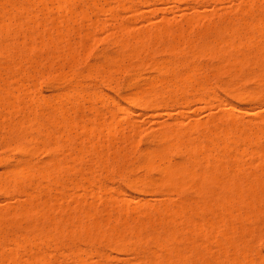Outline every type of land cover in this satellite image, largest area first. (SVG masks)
Returning <instances> with one entry per match:
<instances>
[{
	"label": "rangeland",
	"instance_id": "obj_1",
	"mask_svg": "<svg viewBox=\"0 0 264 264\" xmlns=\"http://www.w3.org/2000/svg\"><path fill=\"white\" fill-rule=\"evenodd\" d=\"M3 1L4 0H0V12L4 13L3 15H1L0 13L1 29L3 27L2 30L0 29V40H1L0 41V45H1L0 46V78H1L0 80L1 81L6 80V81L3 83L0 82V86H1L0 87V97L2 98V99L0 98L1 99L0 100V182H1L0 183V218H1L0 219V243L3 242L2 244H0L1 246L0 264L2 263L11 264L10 260L12 258H14L13 259L14 261L11 260L13 261L12 262L13 264H29V263L45 264L47 260H48V263L46 264H81V263L82 264H142V262L144 264H150V263L155 264V262L156 264H158L159 262H160L159 264H164V263L170 264V262L171 264L172 263L173 264H194V263L195 264H210V263L211 264H221V263L233 264L234 261H235L234 264L236 263L238 264L240 261H241V264H251V263L252 264H264V204H262L264 203V200H263L264 199V189H263L264 182H262L264 181V175H263L264 174V158L261 159L260 157L261 153L263 154V151H264V91H263L264 84H261V83H264V74H263L264 66H262V64L264 63L263 61L264 55L262 57L259 54V51L264 50V42H263L264 13H262L264 12V0H257V3H255L256 1L254 0H252L253 2L251 0H248V1L247 0H93V1L92 0H67L68 3L67 2L65 3V0H63L64 2H61L62 1L61 0L60 4L63 3L62 6H59V4H57L59 3L58 2L59 0H52V2L51 0H27V1L26 0H9V1L5 0V2ZM8 4L9 5L11 4L12 6L11 5L9 6ZM17 5L20 8L18 7V9H16ZM21 6L23 8H21ZM12 7L15 8L16 10L12 9ZM242 7L243 8L245 7V8L243 9ZM19 9L20 11H18ZM242 10H244V12ZM5 13L6 14L8 13V14L5 15ZM259 16L260 17L262 16V17L258 18ZM188 19H191V21H189ZM259 19H262V20L259 21ZM20 21H21V24H20ZM193 21L196 22L197 24H194ZM185 23H188V24H185ZM9 26H11L12 28H10ZM123 26H125L124 27L125 29H121L123 28ZM165 26H167V28L164 29ZM225 26H228V27H225ZM245 26H248V27H245ZM56 27L57 29H55ZM160 27L164 29L165 31H163ZM209 27L211 28V30ZM182 28L185 29L184 30L185 32L182 30ZM219 29H222L223 33L222 31H219ZM7 30L9 33H6ZM3 31L4 32L6 31L5 32L6 34ZM177 31L179 34H180V31H182L183 35H181L180 38H182L183 36L185 39L184 38L179 39V35H176ZM158 32L160 33V35ZM186 32L188 35L186 34ZM259 32L262 33L261 36ZM46 33H47V36H46ZM221 33L224 37L223 38L221 36L222 37L221 39H223L222 40L223 42H221V39L219 37ZM131 34L134 35V37ZM61 35L64 36V37L62 36L63 38L61 37L62 39L60 38ZM67 36H68V39H67ZM84 36H86L88 39H84L86 38ZM131 36L133 37V39ZM47 37L49 38L46 40ZM205 38L207 39V41ZM225 38L226 40H228L227 41L228 43L226 44L224 43ZM66 39H67V42L69 41V44L65 42ZM83 40H87V41H83ZM140 40L143 42H141ZM229 40H231L232 42ZM234 40L235 42L233 43ZM51 41H53L52 42L53 45ZM201 41L202 42L204 41L205 43L204 42L202 43ZM230 42H231V45H230ZM207 43L211 45H208ZM220 43H222L223 45ZM235 44L239 47V49H236L238 47ZM140 45L141 46L143 45L144 49H143V46L140 47ZM227 45L229 46L226 47ZM224 46L225 48L223 49ZM231 46H235L236 48L233 47V51H232ZM64 47L66 48L69 47V49L68 48L66 49ZM206 47H209L210 50H212V52L208 50L209 48L206 49ZM213 47L215 50L213 49ZM173 48L174 50H176L175 53H173L174 52ZM255 48H258V49L261 48V49L258 50ZM132 49H134V52H132ZM140 49L142 51H146L147 53L146 52L141 53ZM218 49L220 50V52ZM135 50L137 51L135 52ZM169 51H170V54H168ZM192 51L198 55L195 56V54ZM195 51L198 53H196ZM223 51L225 53L222 54ZM256 52H258V54ZM134 53H136L138 56ZM226 54L228 55V57L226 56ZM254 55L256 57L259 56L257 57L258 60L256 59ZM230 56L231 57L235 56V57H233L232 59ZM227 59L229 61H227ZM240 59H241V62L239 63L240 65L237 64L236 66L235 64L237 63V61L239 62ZM149 60L151 61L150 63H149ZM167 61H169V63ZM258 62L261 64H259ZM254 63H257V64H254ZM158 64L159 66H157ZM244 64L246 67L244 66ZM160 65L162 66L164 65L165 66V67L163 66L164 68L169 67L168 71H170V74L168 73V71H165L167 70V68L164 70L163 67H160ZM238 65L241 67V69L239 68ZM172 66L174 67V69H171ZM54 67L56 68V70ZM157 67H160L158 68L159 71L162 68L164 70V73L166 72L165 74L167 73L168 74L164 75V73L160 71L161 73H163V75H160L159 74L160 72L156 71ZM258 67L260 69L261 68L263 69L260 70ZM32 69L35 71H33ZM174 72H176L177 74ZM189 73L191 74V76ZM28 74L30 76L33 75L34 78L32 79V77H30ZM185 74L186 75L189 74V77H187L188 75L186 76ZM168 75L172 77L169 78ZM192 75H195V76L192 77ZM88 76H89V79H88ZM161 77H163V79H161ZM173 77L174 79H172ZM182 77H184V79L187 81L185 82V80H182L183 79ZM178 78H180V80H178ZM167 79L171 80V82H169ZM161 80L166 81L168 84L166 82H162L161 84L160 82ZM181 80L184 83L183 82L181 83ZM30 81H32L31 84L35 82V86H34L35 89L33 88V85L30 84ZM20 82H21V85H20ZM159 83L161 84L160 86H159ZM183 84L185 88L183 87ZM163 85L165 86L163 87ZM171 86L173 87V89ZM176 86H177V89H176ZM160 87L162 89H159ZM165 87L166 89L168 87L171 93L168 91V89L163 90ZM178 87L179 89L183 91V94L180 93L182 91H179ZM200 87L203 88V90ZM13 88H15L17 92ZM6 89H7V92H5ZM174 89L175 91L176 90L179 91V93L177 91L175 92ZM212 90H213V93H212ZM165 91L166 92L168 91L169 93L168 92L167 93L170 95L167 96V93H165ZM190 92L191 94L187 96V93L189 94ZM242 92H244L245 94L249 92L246 95V98L244 96L245 98V100L243 99L244 101L240 99L241 96L243 95ZM16 93L18 97L15 98V96H17ZM155 93H158V94L156 95ZM159 94H162L163 96ZM164 94H166V97L170 99V100H167V103H166V100L164 102V99H165ZM236 94L237 96L239 95L238 97H240L239 98L241 100L240 102L238 99L235 98L237 97L235 96ZM131 96L133 97V99ZM159 96H161L162 98H160ZM137 97L138 98L140 97L141 99L142 98L143 99L141 100V99H138ZM147 97L149 98V101L146 100L148 99ZM152 97H155V98H152ZM184 97L187 98L186 101ZM215 97H217V99ZM134 99L135 101L137 100L135 103H133ZM153 99L156 100V103H155V100L152 101ZM176 99L178 100V102ZM87 100H89V102ZM160 100H162L165 104L163 105L162 101ZM180 100L181 102H179ZM183 101H185L186 104ZM10 102H13V103L11 104ZM19 102L21 104H19ZM206 102H209V103H206ZM1 103L3 104V106ZM142 103L145 105V107ZM146 103L151 104V105L150 106L148 105L149 107H146ZM11 105L13 106V108L10 107ZM158 105L159 106L161 105V106L159 107ZM1 106L3 108L5 107L4 108L5 110L1 109ZM38 106H39V109H37ZM230 106L231 108L233 106L234 109L233 108L231 109ZM3 110L5 114L3 113ZM12 110H16V111L13 112ZM52 110H56V111H52ZM40 115L42 116L40 117ZM229 117L232 120H229ZM16 118H19L18 119L19 123H17L18 121ZM46 119L47 120L49 119L48 122ZM51 119L55 120L56 124ZM211 119H213V121ZM76 121H78L77 124L75 123ZM208 121H211L209 122L210 124L208 123ZM116 122L118 124H116ZM67 123H70V124H67ZM107 123L110 124L111 126L109 127ZM214 123H215V126L217 125L216 127L214 126ZM7 124L9 126V129L11 128L10 130L6 128L8 127ZM21 125L22 126L25 125V126L22 127ZM50 125H53V126L51 127ZM187 126L188 127L190 126V127L188 128ZM200 126L204 128H201ZM211 126H214L213 128H215L216 130V131L214 130L215 131L214 133L213 131H211L212 130ZM230 126H232L231 127L232 129L227 128ZM84 127L86 129H84ZM15 128H17V130ZM91 128L92 129L94 128V129L91 130ZM100 128L102 129L101 132L99 131ZM109 128L110 130H107ZM234 128H236L237 130L243 131L244 133L249 135L251 138L248 136V138H246L247 141L244 139H243L244 141H242L241 137L235 138L236 137L235 134L239 136H243L244 134H241V132L239 134L238 133L239 131H235L236 129ZM23 129L26 130L23 132L25 135L23 133H20V130L23 131ZM49 129H51V131ZM95 129L97 130V133ZM167 129L168 131H166ZM182 129H184L185 135L182 134L184 133ZM205 129L207 130V132H205L206 131ZM224 129H226L228 134L224 131ZM257 129H259L261 132L258 131ZM45 130L47 131V133L45 132ZM12 131H15L16 133ZM109 131L113 133L112 139H109L111 137V134L108 133ZM179 131L182 133L179 134L178 133ZM233 131L236 133H234ZM219 132L220 133L223 132L224 134L226 133L227 134L226 137L229 135L228 139L224 137L225 135L223 133H222L223 135H221ZM256 132L257 134H254V136L257 135L258 138H256V136L255 137L253 136V133H256ZM48 134L50 136H48ZM83 134H86V135L83 136ZM102 134L104 135L103 138H102L103 136ZM164 134L167 136L172 134V137L171 138L169 137L170 138L169 139L167 136L165 137ZM232 134H233V137H231ZM29 136L33 140L35 139L37 142L34 140L36 142L35 143L32 139L30 141ZM47 136L49 138H47ZM177 136L179 137L182 136V139L184 138L183 143L180 141L181 138ZM184 136H186V139ZM192 136L197 139L195 140L199 142L198 145L201 144L200 145L201 147L199 149L200 151H196L195 153L190 149L191 146H193L192 143L195 142V140L193 139V141H191L192 143H190V140L193 138ZM246 136H244V138ZM187 137L188 139L190 137V140H188ZM163 138L166 140L164 141ZM15 139L17 141H15ZM209 139L214 144H212V142H209ZM214 139L216 140L214 141ZM231 139H233L236 142L231 141ZM25 140L27 143L25 142ZM176 140L179 142L178 146H177ZM186 140L188 143L191 144V146L186 145L187 144L185 143ZM228 140H230L233 143V145H231V142H229ZM110 142L113 144H111ZM224 142H225V145L222 144ZM248 143L250 146L248 145ZM32 144H33V147H32ZM167 144H170V145L172 144V146L167 145ZM227 144H228V147H225L227 146ZM181 145H185V146L182 147ZM195 145H197V142H195ZM222 145H224V147H222ZM229 145L236 146V147H233L234 150L231 147L232 149L231 150V149H228L230 148ZM12 146L13 148H11ZM217 146H219V148L216 149L215 147ZM25 147H31L34 150H31V148L24 149ZM93 147H95V150H94L95 152L92 151L94 149ZM177 147L179 148L180 152L183 151V153H180L176 149ZM20 148L23 149L24 155L26 153L27 156L25 155V157H23L24 156L22 155L23 151L18 153V149L19 151H21ZM49 148L54 149V150H51ZM222 148L224 149L226 148L227 150L226 149L223 150ZM250 148L251 150H254V153H257L258 156H256V154H251L252 151L248 153L250 151ZM75 149L76 150L78 149L79 151L77 150L78 151L77 152ZM184 149L186 150L184 151ZM213 150H217V151H214L213 153ZM219 150L221 154H219ZM240 150L243 153L241 152L240 154L239 153ZM226 151H227V154H226ZM152 152H153V155H152ZM205 152H206V156L205 154H203ZM207 152L208 153L210 152V153L208 154ZM247 154L250 156H248ZM121 155L122 156L124 155L123 157L125 158H123ZM263 155L262 157H264ZM68 156L70 158L73 157L74 159L72 158L70 159ZM216 156L217 158H219V159H216L217 162L219 160V162H222V164L215 163ZM203 157H205L206 159L208 158V160L210 161L208 160L206 161L205 158H204V161H202ZM236 157H237V160H236ZM238 157L241 160H243V163L240 159H238ZM220 158L221 159L223 158V159L221 160ZM228 158H231V159H228ZM150 160H153L152 162H154L153 165L155 167L152 166V162H150ZM23 162L25 164H23ZM30 163L32 166L29 165ZM22 164H23V167H21ZM47 164H48V167H47ZM191 164L194 168L192 167L190 169ZM202 164L203 166H201ZM209 164L211 167L209 166ZM218 164H220L223 167H221ZM245 164H248V166H245ZM42 165H44V167ZM61 165H62V168H61ZM148 165H149V168H148ZM167 165L168 166L173 165L170 167H171V170L172 168H175L176 170L175 174H177L176 175L177 177L174 178L173 176L175 174L171 175L172 174L171 172L170 174L166 173L168 174V176L167 175L165 176V173H163L162 170L170 168ZM179 165L183 167L184 169V170L182 169L183 171L180 170L182 167L180 168ZM224 165L226 166V168ZM217 166H218V169H217ZM235 166H238V167H236L235 169L234 168ZM32 167L34 168L32 169ZM45 167L47 169H45ZM228 167L231 168L233 171L232 170L229 171ZM29 168L31 171L29 170ZM202 168H204L203 171H202ZM240 168H241V171H240ZM25 169L26 171H29L30 173L25 172ZM34 169L35 171L37 170V172H34L33 171ZM193 169H195L196 172ZM211 169L212 170L216 169V171H219V174L215 170H214L215 172L211 171ZM225 169L229 172V173L227 172L229 175L225 173L222 175L220 174V172L221 173L226 172L224 171ZM39 170H41V173ZM191 170L192 172L193 171L194 172L192 173ZM176 172H179L181 175ZM201 176H203L204 178H202ZM208 176H210L211 179L208 178ZM247 176L249 178H246ZM200 178H202L203 180H201ZM206 178H208V180ZM216 178L220 179L221 181L219 184H218L219 181L218 182L216 181L217 184L214 181L212 184L213 186H212L211 182L209 181L216 180ZM255 178H256L255 181H251ZM182 179H184V182H185L184 185H186L187 181L189 183L192 182V185L187 183L189 184V186L187 185L184 186L183 188L185 189L183 191H181L183 189L181 187L183 183L182 184L180 183ZM222 179L225 181L223 182ZM44 180H45V183H44ZM9 181L11 182L12 186L9 183ZM137 181L140 182V184ZM175 181H176V184L174 183ZM207 181L210 183L209 184L210 187H206V186H209L206 184ZM257 181H259V183ZM4 182H5V185H4ZM131 182L138 183L139 186L137 184L136 185L132 184ZM160 182L162 184H160ZM233 182H236V185ZM254 182H257V183H254ZM149 183L151 185L153 183L154 187H151V185L148 186ZM231 183H233V185L236 188L233 185H231ZM179 184L181 185L179 186ZM36 185H38V187ZM148 187L151 189H149ZM250 187H252L251 190L254 193L255 195L254 198L256 200L253 199V197H251L253 194L250 195L251 194V191H249ZM186 188L187 189L190 188V189L187 190ZM192 188L193 190H191ZM209 188L215 189V195H214V189L212 190ZM240 188H243V189H240ZM253 188L254 190L256 189L257 190L254 192ZM200 189L205 194H202V192L200 193L201 191ZM196 190H199L197 191L198 194L197 192H195ZM210 190L212 192H208ZM222 190H226V191H222ZM230 191L232 192V194ZM216 192L219 193L218 196ZM226 192L229 194H227ZM233 192H235L234 193L235 195L233 194ZM239 193L240 194L242 193V194L240 195ZM202 196L204 200L202 199ZM215 196L216 198H218V202ZM258 196L260 198H258ZM207 197L211 198L212 201L209 200ZM212 197L214 198V200ZM221 197L222 198L225 197L223 198L224 202L226 199L225 203L223 202V199ZM238 197L241 200H239ZM254 200L257 203L252 202ZM53 201H55L56 203L59 202L58 204L59 206L56 203H53ZM74 201L77 202V204L73 203ZM122 201L123 202L126 201L127 203H121ZM235 201H237V203ZM248 201L250 203H248ZM109 202L110 203L112 202V203L110 204ZM231 202L233 204L232 206L229 205L231 204ZM211 203H213V205ZM53 204H54V207L52 206L53 208H51V205ZM227 204L230 206L228 209L229 210L231 209L233 212L226 213L223 211L228 207ZM43 205L44 206L46 205V206L44 207ZM178 205L180 207H178ZM182 205L183 207L184 206L185 207L182 208L181 207ZM203 205L204 206L206 205V206L204 207ZM239 205L241 207H239ZM222 206L225 207V209H223ZM122 207H123V210H122ZM220 207L222 208L221 210L222 212L220 211ZM23 208L26 209L27 211L25 210L23 211ZM181 208L183 211L181 210ZM210 208L212 209V211ZM237 208L241 210L238 209L239 211L238 212L236 211ZM257 208L258 209L260 208V210L258 211ZM228 209L226 211H228ZM20 210L23 213H17V212H21ZM248 210L249 211L252 210L251 213ZM47 211L50 213H48ZM104 211L106 212V214ZM173 211L176 213H172ZM180 211L182 212V214ZM189 211H191L190 212L191 216H189ZM86 213L87 214L90 213V214L86 216ZM171 213L173 214L172 215L173 218H171V216L168 217V214L171 215ZM210 213H213V214L211 215ZM244 213L247 215H245ZM113 214L115 216H113ZM193 214H195V217ZM215 214H219V215H215ZM196 215L200 217V219L197 218ZM236 215L238 216L236 217ZM240 215H241V218L244 217L242 220H240V217H239ZM217 216H219L220 219H218L219 220L218 223L215 224L217 222V218H218ZM224 216L226 218H224ZM29 217L32 219H30ZM104 218L105 220H103ZM167 218L169 220L172 219V221L170 220V223H169V220ZM221 218H222V222H221ZM14 219L15 221H13ZM16 219H19V221H17ZM234 219L235 220L238 219V221H241V223L239 222V224L236 223L235 225ZM166 220L168 221L166 222ZM114 221H116L115 222L116 224L114 223ZM196 221L198 223H196ZM200 221L202 222L204 229L201 226ZM238 221L236 220V222ZM15 222L17 223L16 225L14 224ZM232 222L233 224H231ZM28 224L30 225L29 230L27 227ZM31 224L34 226H32ZM114 224L115 226H113ZM157 224L159 227L157 226ZM194 224L200 225L198 227L199 228L202 227L200 228L202 230H200L197 227V225L195 226ZM204 224H206L207 226L209 225L210 228H208L209 226L208 227L204 226ZM229 224L231 225L233 230L230 229ZM35 226L38 230L34 228ZM79 226H82V227H79ZM234 226H236V228ZM122 227L124 228V230ZM132 227H134V230H130V229H133ZM193 227H196V228H193ZM219 227L220 228L223 227L225 229L222 228L223 231L220 232ZM83 228L85 229L83 230ZM120 228L122 229L121 232H120L121 230ZM39 229L40 231L43 230L44 233L42 231L41 234H39L40 233ZM149 229L151 230V232ZM173 229L178 230V231H175ZM136 230H138L139 232L141 230V232L139 233L137 231L138 233H136ZM224 230L226 232H224ZM85 231L87 232L85 233ZM19 232L20 233L23 232V233L20 234ZM132 232L133 233L135 232L136 235H134L135 233L133 234ZM209 232L212 234H209ZM47 233H49L48 234L49 237ZM172 233L174 234L177 233L176 234L177 237L176 235ZM223 233L225 236L223 235ZM161 234L163 235V237ZM35 235H36V238H35ZM85 235H87L88 237ZM173 235L175 237H173ZM179 235L180 237H178ZM24 236L25 238H23ZM39 236H40V240L38 241ZM111 236H113L114 238H112ZM11 237H12V240L9 241ZM41 237L44 239L42 240ZM47 237L49 239L51 237L52 240L50 239L48 241ZM119 237L123 243H125L126 241V243L128 244L123 245L118 239ZM134 237L136 238V240H134L135 239ZM229 237H231V239ZM85 238H87L88 241ZM152 238L155 239V241ZM173 238H175L173 240L174 242L173 241L171 242ZM186 238H188L187 240L189 241H187ZM228 238L230 239V241ZM129 240L131 244L129 243ZM142 240L143 241L145 240V241L143 242ZM162 240H164L165 243H168V242L169 243L166 245L165 243H163L164 241ZM156 241L158 242L156 243ZM215 241L219 244L218 246ZM33 243H36V246ZM13 244H15V247ZM53 244H55L56 246H53ZM158 244L159 246H155ZM194 244L196 246H194ZM45 245L47 246V249ZM119 245L123 247L125 246L126 249L125 247L121 248ZM183 245H184V248L182 247ZM229 245L231 246L230 248H229ZM173 246L176 250H174ZM190 246H192L191 249H190ZM199 246H202V248L204 247L203 249L205 251L201 247L200 249ZM56 247H58L59 249L58 248L56 249ZM160 247L162 249V252H161V249L160 251L157 249ZM236 247L237 249H235ZM193 248H196V249H193ZM221 250H223L224 252ZM163 251L164 252L166 251L167 253H164ZM194 251L195 253H193ZM45 252H46V255H45ZM153 252H155L154 255L152 254ZM205 252L207 253L205 254ZM229 253H231V255H229ZM180 254H181V258H180ZM212 254L215 256H213ZM103 256L104 257L107 256V257L103 258ZM161 256L162 257L165 256V257L162 258ZM77 257H79L78 259H80V261L77 259ZM232 257L234 258V260ZM162 259H164L166 262ZM180 259H182L183 261H181ZM237 259L240 261L236 262ZM137 260H139V262H137ZM216 260L217 261L219 260V262H217ZM227 260H229L230 262Z\"/></svg>",
	"mask_w": 264,
	"mask_h": 264
},
{
	"label": "bare ground",
	"instance_id": "obj_2",
	"mask_svg": "<svg viewBox=\"0 0 264 264\" xmlns=\"http://www.w3.org/2000/svg\"><path fill=\"white\" fill-rule=\"evenodd\" d=\"M8 1H9V0H8ZM26 1H27V0H26ZM60 1H61V0H59V1H58L59 3H57V4H59V6H62L63 3L60 4ZM92 1H93V0H92ZM247 1H248V0H247ZM247 1H246V2H247ZM251 1H252V0H251ZM254 1H256L255 3H257V0H254ZM3 2H5V0H4ZM12 2H14V1H12ZM51 2H52V0H51ZM61 2H64V1L62 0ZM66 2H67V0H65V3H66ZM118 2H119V1H118ZM252 2H253V1H252ZM6 3H7V2H6ZM67 3H68V2H67ZM258 3H259V2H258ZM16 4H17V3H16ZM51 4H52V3H51ZM93 4H94V2H93ZM240 4H241V3H240ZM244 4H245V2H244ZM4 5H5V4H4ZM8 5H9V4H8ZM10 5H11V4H10ZM10 5H9V6H10ZM25 5H26V4H25ZM117 5H118V4H117ZM142 5H143V4H142ZM11 6H12V5H11ZM50 6H51V5H50ZM18 7H19V6L17 5V8H16V9H18ZM24 7H25V6H24ZM247 7H248V6H247ZM19 8H20V7H19ZM21 8H23V7L21 6ZM42 8H43V7H42ZM95 8H97V7H95ZM242 8H243V7H242ZM244 8H245V7H244ZM244 8H243V9H244ZM12 9H15V8L12 7ZM16 9H15V10H16ZM24 9H25V8H24ZM54 9H55V8H54ZM59 9H60V7H59ZM93 9H94V8H93ZM238 9H239V7H238ZM2 10H4V9H2ZM7 10H9V9H7ZM21 10H22V9H21ZM18 11H20V9H19ZM54 11H55V10H54ZM70 11H71V10H70ZM242 11L244 12V10H242ZM10 12H12V11H10ZM39 12H40V11H39ZM41 12H42V11H41ZM64 12H65V11H64ZM73 12H74V11H73ZM80 12H81V10H80ZM0 13H1V12H0ZM67 13H68V12H67ZM246 13H247V12H246ZM246 13H245V14H246ZM262 13H264V12H262ZM3 14H4V13H1V15H3ZM7 14H8V13H7ZM7 14L5 13V15H7ZM69 14H70V12H69ZM83 14H84V12H83ZM239 14H240V13H239ZM73 15H74V14H73ZM251 15H252V14H251ZM8 16H9V15H8ZM63 16H64V15H63ZM262 16H263V15H262ZM262 16H261V17H262ZM60 17H61V16H60ZM73 17H74V16H73ZM256 17H257V16H256ZM261 17L259 16L258 18H261ZM53 18H54V17H53ZM74 18H75V17H74ZM2 19H3V18H2ZM4 19H6V18H4ZM20 19H22V18H20ZM263 19H264V18H263ZM18 20H19V19H18ZM22 20H24V19H22ZM82 20H83V19H82ZM85 20H86V19H85ZM188 20L191 21V19H188ZM243 20H244V19H243ZM254 20H255V19H254ZM261 20H262V19H259V21H261ZM25 21H26V20H25ZM52 21H53V20H52ZM62 21H63V20H62ZM195 21H196V20H195ZM0 22H1V21H0ZM6 22H7V21H6ZM53 22H54V21H53ZM56 22H57V21H56ZM196 22H197V21H196ZM196 22L193 21L194 24H197V23H198V22H197V23H196ZM263 22H264V21H263ZM263 22H262V23H263ZM16 23H17V22H16ZM73 23H74V21H73ZM245 23H246V22H245ZM245 23H244V25H245ZM9 24H10V23H9ZM20 24H21V21H20ZM59 24H60V23H59ZM185 24H188V23H185ZM10 25H11V24H10ZM26 25H27V24H26ZM34 25H35V24H34ZM55 25H56V23H55ZM55 25H54V26H55ZM162 25H163V24H162ZM189 25H190V23H189ZM217 25H218V24H217ZM235 25H236V24H235ZM246 25H247V24H246ZM263 25H264V23H263ZM263 25H262V26H263ZM4 26H5V25H4ZM64 26H65V25H64ZM66 26H67V25H66ZM120 26H121V25H120ZM163 26H164V25H163ZM163 26H162V27H163ZM214 26H215V25H214ZM237 26H238V25H237ZM254 26H255V25H254ZM254 26H253V27H254ZM9 27L12 28L13 25H12V27H11V26H9ZM20 27H22V26H20ZM26 27H27V26H26ZM33 27H34V26H33ZM39 27H40V26H39ZM124 27H125V26H123V28H121V27H120V28H121V29H125ZM157 27H158V26H157ZM170 27H171V26H170ZM176 27H177V26H176ZM176 27H175V28H176ZM187 27H188V25H187ZM210 27H211V26H210ZM210 27H209V28H210ZM215 27H216V26H215ZM221 27H222V26H221ZM223 27H224V26H223ZM225 27H228V26H225ZM245 27H248V26H245ZM7 28H8V27H7ZM7 28H6V29H7ZM17 28H18V27H17ZM67 28H68V27H67ZM67 28H66V29H67ZM78 28H79V27H78ZM120 28H119V29H120ZM160 28H161V27H160ZM160 28H159V29H160ZM165 28H167V26H165L164 29H165ZM219 28H220V27H219ZM230 28H231V27H230ZM0 29H1V26H0ZM2 29H3V27H2ZM2 29H1V30H2ZM4 29H5V28H4ZM15 29H16V28H15ZM30 29H31V28H30ZM55 29H57V27H56ZM72 29H73V28H72ZM126 29H127V28H126ZM161 29H162V28H161ZM164 29H162V30L165 31ZM206 29H207V27H206ZM227 29H228V28H227ZM247 29H249V28H247ZM253 29H254V28H253ZM11 30H12V29H11ZM19 30H20V29H19ZM74 30H75V28H74ZM162 30H161V31H162ZM177 30H179V29H177ZM180 30H181V29H180ZM182 30L184 31L185 29L182 28ZM195 30H196V29H195ZM210 30H211V28H210ZM212 30H213V29H212ZM214 30H215V29H214ZM217 30H218V29H217ZM217 30H216V32H217ZM25 31H27V30H25ZM44 31H45V30H44ZM56 31H57V30H56ZM121 31H122V30H121ZM175 31H176V30H175ZM198 31H199V30H198ZM219 31H222V29H219ZM246 31H247V30H246ZM3 32H4V31H3ZM5 32H6V31H5ZM5 32H4V33H5ZM11 32H12V31H11ZM46 32H47V31H46ZM122 32H123V31H122ZM144 32H146V31H144ZM159 32H160V30H159ZM159 32H158V33H159ZM168 32H169V31H168ZM184 32H185V31H184ZM216 32H215V33H216ZM232 32H233V31H232ZM6 33H9L8 30H7ZM6 33H5V34H6ZM17 33H18V32H17ZM47 33H48V32H47ZM47 33H46V36H47ZM63 33H65V32H63ZM85 33H86V32H85ZM196 33H197V32H196ZM222 33H223V31H222ZM222 33H221L220 36H219L220 39L223 37ZM234 33H235V32H234ZM248 33H249V32H248ZM259 33H260V32H259ZM54 34H56V33H54ZM145 34H146V33H145ZM164 34H165V33H164ZM166 34H167V33H166ZM169 34H170V33H169ZM169 34H168V36H169ZM186 34H187V32H186ZM213 34H214V33H213ZM246 34H247V33H246ZM249 34H250V33H249ZM261 34H262V33H260V36H261ZM263 34H264V33H263ZM48 35H49V34H48ZM57 35H58V34H57ZM66 35H67V34H66ZM131 35H132V34H131ZM150 35H151V34H150ZM150 35H149V36H150ZM159 35H160V33H159ZM176 35H179V39H183V38H184L183 36H182V38H180L181 35H183V34H182V31H180V34H179L178 31H177V34H176ZM187 35H188V34H187ZM233 35H234V34H233ZM62 36H63V35H61L60 38H61ZM132 36L134 37V35H132ZM132 36H131V37H132ZM151 36H152V35H151ZM214 36H215V35H214ZM216 36H217V35H216ZM221 36H222V37H221ZM236 36H237V35H236ZM245 36H246V35H245ZM254 36H255V35H254ZM2 37H3V36H2ZM63 37H64V36H63ZM63 37H62V38H63ZM84 37H86V36H84ZM129 37H130V36H129ZM133 37H132V39H133ZM145 37H147V36H145ZM230 37H231V36H230ZM263 37H264V36H263ZM263 37H262V38H263ZM48 38H49V37H47L46 40H47ZM51 38H52V37H51ZM62 38H61V39H62ZM116 38H117V37H116ZM150 38H151V37H150ZM163 38H164V36H163ZM171 38H172V37H171ZM206 38H207V37H206ZM206 38H205V39H206ZM223 38H224V37H223ZM17 39H18V38H17ZM53 39H54V38H53ZM67 39H68V36H67ZM67 39L65 40V42H67ZM84 39H88V38L86 37V38H84ZM139 39H140V38H139ZM139 39H138V40H139ZM156 39H157V38H156ZM184 39H185V38H184ZM187 39H188V38H187ZM200 39H202V38H200ZM209 39H210V38H209ZM235 39H237V38H235ZM240 39H241V38H240ZM249 39H250V38H249ZM253 39H254V38H253ZM58 40H59V39H58ZM136 40H137V39H136ZM144 40H145V39H144ZM222 40H223V39H221V42H223ZM231 40H232V39H231ZM231 40H229V41H231ZM0 41H1V40H0ZM42 41H43V40H42ZM83 41H87V40H83ZM140 41H141V40H140ZM189 41H190V39H189ZM206 41H207V39H206ZM227 41H228V40H226V38H225V42H224V43H225V44L228 43ZM252 41H254V40H252ZM25 42H26V41H25ZM35 42H36V41H35ZM52 42H53V41H51V43H52ZM58 42H59V41H58ZM136 42H137V41H136ZM141 42H143V41H141ZM141 42H140V43H141ZM186 42H187V40H186ZM201 42H202V41H201ZM203 42H204V41H203ZM203 42H202V43H203ZM209 42H210V41H209ZM231 42H232V41H231ZM231 42H230V45H231ZM234 42H235V40L233 41V43H234ZM242 42H243V41H242ZM248 42H249V40H248ZM256 42H258V41H256ZM263 42H264V38H263ZM1 43H2V42H1ZM17 43H18V42H17ZM67 43L69 44V41H68ZM82 43H83V42H82ZM87 43H88V42H87ZM113 43H114V42H113ZM130 43H131V42H130ZM133 43H134V42H133ZM204 43H205V42H204ZM211 43H212V42H211ZM218 43H219V42H218ZM246 43H247V42H246ZM7 44H8V42H7ZM46 44H48V43H46ZM60 44H61V43H60ZM83 44H84V43H83ZM143 44H144V43H143ZM162 44H163V43H162ZM187 44H188V43H187ZM207 44H208V45H211V44H209V43H207ZM207 44H206V45H207ZM220 44H222V43H220ZM249 44H250V42H249ZM30 45H31V44H30ZM39 45H41V44H39ZM52 45H53V43H52ZM57 45H58V44H57ZM66 45H67V44H66ZM74 45H75V44H74ZM91 45H92V44H91ZM206 45H205V46H206ZM217 45H218V44H217ZM222 45H223V44H222ZM232 45H233V44H232ZM235 45H236V44H235ZM0 46H1V45H0ZM67 46H68V45H67ZM77 46H78V45H77ZM84 46H85V45H84ZM121 46H122V45H121ZM133 46H134V45H133ZM133 46H131V47H133ZM142 46H143V45H142ZM142 46L140 45V47H142ZM188 46H189V45H188ZM220 46H221V45H220ZM228 46H229V45H227L226 47H228ZM236 46H237V45H236ZM256 46H257V45H256ZM258 46H259V45H258ZM60 47H61V46H60ZM82 47H83V46H82ZM137 47H138V45H137ZM174 47H175V46H174ZM178 47H179V46H178ZM178 47H177V48H178ZM203 47H204V46H203ZM210 47H212V46H210ZM221 47H222V46H221ZM231 47H232V51H233V47H235V46H231ZM237 47H238V46H237ZM246 47H247V46H246ZM1 48H2V47H1ZM64 48H66V47H64ZM67 48L69 49V47H67ZM67 48H66V49H67ZM128 48H129V47H128ZM186 48H187V47H186ZM207 48H209V47H206V49H207ZM219 48H220V47H219ZM224 48H225V46L223 47V49H224ZM235 48H236V47H235ZM235 48H234V49H235ZM248 48H249V47H248ZM258 48H259V47H258ZM258 48H255V49H258ZM66 49H64V50H66ZM82 49H83V48H82ZM120 49H122V48H120ZM141 49H142V48H141ZM141 49H140V50H141ZM143 49H144V46H143ZM143 49H142V50H143ZM187 49H188V48H187ZM195 49H196V48H195ZM213 49H214V47H213ZM220 49H221V48H220ZM236 49H239V47L236 48ZM260 49H261V48H260ZM260 49H258V50H260ZM1 50H2V49H1ZM62 50H63V49H62ZM70 50H71V49H70ZM83 50H84V49H83ZM86 50H88V49H86ZM138 50H139V48H138ZM142 50H141V53H142V52H146V51H142ZM145 50H146V49H145ZM157 50H158V49H157ZM173 50H174V48H173ZM173 50H172V51H173ZM203 50H204V49H203ZM208 50L212 52V50H210V48H209ZM214 50H215V49H214ZM218 50H219V49H218ZM221 50H222V49H221ZM226 50H227V49H226ZM258 50H257V51H258ZM59 51H60V50H59ZM136 51H137V50H135V52H136ZM175 51H176V50H174L173 53H175ZM197 51H198V50H197ZM237 51H238V50H237ZM255 51H256V50H255ZM26 52H27V51H26ZM54 52H55V51H54ZM132 52H134V49H132ZM132 52H130V53H132ZM192 52H193V51H192ZM195 52H196V51H195ZM199 52H200V50H199ZM204 52H205V51H204ZM211 52H210V53H211ZM219 52H220V50H219ZM219 52H218V53H219ZM234 52H235V50H234ZM67 53H68V52H67ZM67 53H66V54H67ZM74 53H75V52H74ZM127 53H128V52H127ZM146 53H147V52H146ZM193 53H194V52H193ZM196 53H198V52H196ZM202 53H203V51H202ZM202 53H200V54H202ZM206 53H207V52H206ZM206 53H204V54H206ZM223 53H225V52L223 51L222 54H223ZM238 53H239V52H238ZM238 53H237V54H238ZM256 53L258 54V52H256ZM134 54H136V53H134ZM138 54H139V53H138ZM168 54H170V51H169ZM177 54H178V52H177ZM194 54H195V53H194ZM214 54H215V52H214ZM259 54L263 57V55H264V50L259 51ZM33 55H35V54H33ZM61 55H62V54H61ZM84 55H85V54H84ZM131 55H132V54H131ZM136 55H137V54H136ZM136 55H135V56H136ZM139 55H140V54H139ZM196 55H198V54H195V56H196ZM212 55H213V54H212ZM235 55H236V53H235ZM52 56H53V55H52ZM64 56H65V55H64ZM72 56H73V55H72ZM81 56H82V55H81ZM135 56H134V57H135ZM137 56H138V55H137ZM175 56H176V55H175ZM219 56H221V55H219ZM226 56L228 57L227 54H226ZM254 56H255V55H254ZM54 57H55V56H54ZM68 57H69V56H68ZM103 57H104V56H103ZM169 57H170V56H169ZM172 57H173V56H172ZM176 57H177V56H176ZM190 57H191V56H190ZM224 57H225V56H224ZM224 57H223V58H224ZM230 57H231V56H230ZM233 57H235V56H233ZM233 57H231V58L233 59ZM255 57H256V56H255ZM257 57H259V56H257ZM257 57H256V59L258 60ZM34 58H35V57H34ZM71 58H73V57H71ZM180 58H181V57H180ZM263 58H264V57H263ZM68 59H69V58H68ZM108 59H109V57H108ZM149 59H150V58H149ZM229 59H230V58H229ZM234 59H235V58H234ZM259 59H260V58H259ZM28 60H29V59H28ZM28 60H27V61H28ZM51 60H52V59H51ZM146 60H147V59H146ZM172 60H173V59H172ZM185 60H186V58H185ZM138 61H140V60H138ZM152 61H153V60H152ZM227 61H229V60L227 59ZM230 61H231V60H230ZM260 61H261V60H260ZM263 61H264V60H263ZM30 62H31V61H30ZM33 62H34V61H33ZM110 62H111V61H110ZM110 62H109V63H110ZM150 62H151V61L149 60V63H150ZM154 62H155V61H154ZM167 62L169 63V61H167ZM173 62H174V61H173ZM173 62H172V63H173ZM188 62H189V61H188ZM240 62H241V59H240L239 62H238V61H237V63L235 62V63H236L235 65L237 66V64H239ZM112 63H113V62H112ZM158 63H159V62H158ZM165 63H166V62H165ZM170 63H171V62H170ZM179 63H180V62H179ZM233 63H234V61H233ZM258 63H259V62H258ZM14 64H15V63H14ZM159 64H160V63H159ZM159 64H158L157 66H159ZM241 64H242V63H241ZM254 64H257V63H254ZM259 64H261V63H259ZM121 65H122V64H121ZM126 65H127V64H126ZM133 65H134V64H133ZM166 65H167V64H166ZM170 65H171V64H170ZM187 65H188V64H187ZM229 65H230V64H229ZM232 65H233V64H232ZM239 65H240V64H239ZM239 65H238V66H239ZM242 65H243V64H242ZM242 65H241V66H242ZM94 66H95V65H94ZM163 66H164V65H163ZM163 66L160 65V67H163ZM193 66H194V65H193ZM199 66H200V65H199ZM219 66H220V65H219ZM244 66H245V64H244ZM258 66H259V65H258ZM262 66H264V63L262 64ZM1 67H2V66H1ZM28 67H29V66H28ZM118 67H119V65H118ZM160 67H157V70H156V71H158V72L161 71V72L164 73V70H165L166 68H167V70H165V71H168V69H169V67L164 68V67H165V66H164V67H163L164 70L161 68L160 71H159L158 68H160ZM245 67H246V66H245ZM54 68H55V67H54ZM89 68H90V67H89ZM91 68H92V66H91ZM195 68H196V67H195ZM195 68H194V69H195ZM231 68H232V66H231ZM239 68L241 69L240 66H239ZM258 68H259V67H258ZM102 69H103V67H102ZM171 69H174V67L172 66ZM235 69H236V68H235ZM256 69H257V68H256ZM259 69H260V68H259ZM259 69H258V70H259ZM261 69H263V68H261ZM261 69H260V70H261ZM32 70H33V69H32ZM55 70H56V68H55ZM89 70H90V69H89ZM117 70H118V69H117ZM162 70H163V71H162ZM185 70H186V69H185ZM192 70H193V69H192ZM33 71H35V70H33ZM108 71H109V70H108ZM113 71H114V70H113ZM173 71H174V70H173ZM196 71H197V70H196ZM215 71H216V70H215ZM246 71H247V70H246ZM38 72H39V71H38ZM114 72H115V71H114ZM161 72H160L159 74H160V75H163V73H161ZM187 72H188V71H187ZM211 72H212V71H211ZM225 72H226V71H225ZM40 73H41V72H40ZM98 73H99V72H98ZM121 73H122V72H121ZM165 73H166V72H165ZM165 73H164V75H167L168 73L170 74V71H168L167 74H165ZM171 73H173V72H171ZM174 73H176V72H174ZM192 73H193V71H192ZM196 73H197V72H196ZM196 73H195V74H196ZM234 73H235V72H234ZM261 73H262V72H261ZM33 74H34V73H33ZM82 74H83V73H82ZM176 74H177V73H176ZM189 74H190V73H189ZM189 74H187L188 76H187L186 74H185V75H186L187 77H189ZM222 74H223V72H222ZM224 74H225V73H224ZM229 74H230V73H229ZM263 74H264V72H263ZM28 75H29V74H28ZM42 75H43V73H42ZM46 75H47V74H46ZM99 75H100V74H99ZM102 75H103V74H102ZM171 75H172V74H171ZM29 76H30V75H29ZM74 76H75V75H74ZM168 76H169V75H168ZM172 76H173V75H172ZM172 76H169V78H171ZM190 76H191V74H190ZM193 76H195V75H192V77H193ZM27 77H28V76H27ZM30 77H32V79L34 78L33 75L30 76ZM75 77H76V76H75ZM84 77H85V76H84ZM106 77H107V76H106ZM179 77H180V76H179ZM192 77H190V78H192ZM201 77H202V75H201ZM215 77H216V76H215ZM231 77H232V76H231ZM23 78H24V77H23ZM25 78H26V77H25ZM71 78H72V77H71ZM76 78H77V77H76ZM81 78H82V77H81ZM101 78H102V77H101ZM110 78H111V77H110ZM165 78H166V77H165ZM182 78H183L182 80H185L184 77H182ZM185 78H186V77H185ZM206 78H207V77H206ZM0 79H1V78H0ZM13 79H14V78H13ZM32 79H31V80H32ZM58 79H59V78H58ZM88 79H89V76H88ZM88 79H87V80H88ZM161 79H163V77H161ZM172 79H174V77H173ZM226 79H227V78H226ZM239 79H240V78H239ZM16 80H17V79H16ZM37 80H38V79H37ZM70 80H71V79H70ZM164 80H165V79H164ZM164 80H161V81H160L161 84H162V82H166V81H164ZM167 80H168L169 82H171V80H169V79H167ZM175 80H176V79H175ZM175 80H174V81H175ZM178 80H180V78H178ZM182 80H181V83L183 82ZM193 80H194V79H193ZM199 80H200V78H199ZM5 81H6V80H5ZM5 81H1V80H0V82H2V83L5 82ZM17 81H18V80H17ZM22 81H24V80H22ZM35 81H36V80H35ZM73 81H74V80H73ZM84 81H85V80H84ZM186 81H187V80H185V82H186ZM190 81H191V80H190ZM11 82H13V81H11ZM31 82H32V81H30V84H31ZM149 82H150V81H149ZM158 82H159V81H158ZM197 82H198V81H197ZM197 82H196V83H197ZM204 82H205V81H204ZM204 82H203V83H204ZM16 83H17V82H16ZM56 83H57V82H56ZM60 83H61V82H60ZM70 83H71V82H70ZM155 83H156V82H155ZM166 83H167V82H166ZM173 83H174V82H173ZM176 83H177V82H176ZM179 83H180V82H179ZM183 83H184V82H183ZM198 83H199V82H198ZM205 83H206V82H205ZM231 83H232V82H231ZM86 84H87V83H86ZM161 84L159 83V86H160ZM163 84H165V83H163ZM167 84H168V83H167ZM169 84H171V83H169ZM185 84H186V83H185ZM188 84H189V82H188ZM261 84H264V83H261ZM3 85H4V84H3ZM20 85H21V82H20ZM31 85H33V88H34V86H35V82L32 83ZM69 85H70V84H69ZM156 85H157V84H156ZM175 85H176V84H175ZM177 85H179V84H177ZM199 85H201V84H199ZM10 86H11V85H10ZM115 86H116V85H115ZM164 86H165V85H163V87H164ZM180 86H181V85H180ZM186 86H187V85H186ZM189 86H191V85H189ZM196 86H197V85H196ZM209 86H210V85H209ZM231 86H232V85H231ZM0 87H1V86H0ZM3 87H4V86H3ZM6 87H7V86H6ZM23 87H24V86H23ZM113 87H114V86H113ZM161 87H162V86H161ZM161 87H160L159 89H162V88H163V87H162V88H161ZM171 87H172V86H171ZM171 87H170V88H171ZM183 87H184V84H183ZM192 87H193V86H192ZM11 88H12V87H11ZM90 88H91V87H90ZM142 88H143V87H142ZM146 88H147V87H146ZM157 88H158V86H157ZM184 88H185V87H184ZM184 88H183V90H184ZM193 88H194V87H193ZM193 88H192V89H193ZM200 88H201V87H200ZM200 88H199V89H200ZM13 89H15V88H13ZM34 89H35V88H34ZM73 89H74V88H73ZM76 89H77V88H76ZM165 89H166V87H165L163 90H165ZM167 89H168V87H167ZM167 89H166V90H167ZM172 89H173V87H172ZM172 89H171V90H172ZM176 89H177V86H176ZM178 89H179V87H178ZM201 89L203 90V88H201ZM208 89H209V88H208ZM262 89H263V88H262ZM1 90H3V89H1ZM15 90H16V89H15ZM67 90H68V89H67ZM155 90H156V89H155ZM157 90H158V89H157ZM189 90H190V89H189ZM193 90H194V89H193ZM242 90H243V89H242ZM138 91H139V90H138ZM168 91H169V89H168ZM168 91H167V92H168ZM174 91H175V89H174ZM174 91H173V92H174ZM176 91H177V90H176ZM176 91H175V92H176ZM179 91H182V90L179 89ZM179 91H177V92L179 93ZM199 91H200V90H199ZM263 91H264V90H263ZM3 92H4V91H3ZM5 92H7V89H6ZM8 92H9V91H8ZM16 92H17V90H16ZM72 92H73V90H72ZM82 92H84V91H82ZM82 92H81V93H82ZM97 92H98V91H97ZM149 92H150V91H149ZM160 92H161V91H160ZM160 92H159V93H160ZM167 92L165 91V93H167ZM169 92H170V91H169ZM169 92H168V93H169ZM191 92H192V91H191ZM191 92H190L189 94L187 93V96L190 95ZM194 92H195V91H194ZM238 92H239V91H238ZM10 93H11V92H10ZM79 93H80V92H79ZM168 93H167V96L170 95V94H168ZM170 93H171V92H170ZM180 93L183 94V91L180 92ZM212 93H213V90H212ZM235 93H236V92H235ZM248 93H249V92H248ZM248 93H247V94H248ZM255 93H256V92H255ZM3 94H4V93H3ZM155 94L157 95L158 93H155ZM172 94H173V93H172ZM182 94H181V95H182ZM185 94H186V93H185ZM231 94H232V93H231ZM237 94H238V93H237ZM237 94H236L235 96H237ZM240 94H241V93H240ZM242 94H243V95L241 96V98L238 97L239 95H238L237 97H235L236 99L239 100V102H240L241 100L244 101L245 98H246V95H247V94H245L244 92H242ZM244 94H245V95H244ZM251 94H252V93H251ZM262 94H263V93H262ZM8 95H9V94H8ZM16 95H17V93H16ZM67 95H68V94H67ZM159 95H162V94H159ZM164 95H165V96H164V97H165L164 102H165V100H166V103H167V100H170V99H168V98L166 97V94H164ZM198 95H199V94H198ZM198 95H197V96H198ZM253 95H254V93H253ZM255 95H256V94H255ZM10 96H11V95H10ZM84 96H85V95H84ZM86 96H87V94H86ZM91 96H92V95H91ZM95 96H96V95H95ZM123 96H124V95H123ZM162 96H163V95H162ZM171 96H172V95H171ZM174 96H175V95H174ZM193 96H194V95H193ZM213 96H214V95H213ZM244 96H245V98H244ZM16 97H18V95L15 96V98H16ZM29 97H30V96H29ZM59 97H60V96H59ZM88 97H89V96H88ZM88 97H87V99H88ZM131 97H132V96H131ZM142 97H143V96H142ZM159 97L162 98L161 96H159ZM164 97H163V98H164ZM178 97H179V96H178ZM200 97H201V96H200ZM253 97H254V96H253ZM262 97H263V96H262ZM0 98H1V97H0ZM4 98H5V97H4ZM6 98H7V97H6ZM21 98H23V97H21ZM89 98H90V97H89ZM94 98H95V97H94ZM137 98H138V97H137ZM143 98H144V97H143ZM143 98H142V99H143ZM147 98H148V97H147ZM152 98H155V97H152ZM166 98H167V99H166ZM179 98H180V97H179ZM184 98H185V97H184ZM194 98H195V97H194ZM215 98L217 99V97H215ZM239 98H240L241 100H240ZM1 99H2V98H1ZM1 99H0V100H1ZM110 99H111V98H110ZM132 99H133V97H132ZM138 99H141V98L139 97ZM142 99H141V100H142ZM144 99H145V98H144ZM157 99H158V98H157ZM171 99H172V98H171ZM174 99H175V98H174ZM186 99H187V98H185V101H186ZM196 99H197V98H196ZM199 99H201V98H199ZM221 99H222V98H221ZM243 99H244V100H243ZM248 99H249V98H248ZM111 100H112V99H111ZM129 100H130V99H129ZM146 100L149 101V98L146 99ZM150 100H151V98H150ZM154 100H155V99H153L152 101H154ZM176 100H177V99H176ZM182 100H183V99H182ZM193 100H194V99H193ZM197 100H198V99H197ZM211 100H212V99H211ZM213 100H214V99H213ZM238 100H237V101H238ZM19 101H21V100H19ZM33 101H34V100H33ZM53 101H54V100H53ZM60 101H61V100H60ZM87 101L89 102V100H87ZM136 101H137V100H136ZM136 101H135V99H134V100H133V103H135ZM139 101H140V100H139ZM144 101H145V100H144ZM160 101H162V100H160ZM160 101H159V102H160ZM185 101H183V102L186 104ZM199 101H200V100H199ZM199 101H198V102H199ZM4 102H5V101H4ZM29 102H30V100H29ZM85 102H86V100H85ZM145 102H146V101H145ZM164 102L162 101L163 105L165 104ZM177 102H178V100H177ZM179 102H181V100H180ZM183 102H182V103H183ZM10 103L12 104L13 102H10ZM58 103H59V102H58ZM100 103H102V102H100ZM143 103H144V102H143ZM143 103H142V104H143ZM155 103H156V100H155ZM160 103H161V102H160ZM199 103H200V102H199ZM206 103H209V102H206ZM1 104H2V103H1ZM19 104H21V103L19 102ZM42 104H43V103H42ZM48 104H49V103H48ZM61 104H62V103H61ZM137 104H138V102H137ZM157 104H158V103H157ZM190 104H191V103H190ZM117 105H118V104H117ZM139 105H140V104H139ZM143 105H144V104H143ZM148 105L150 106L151 104H147V103H146V107H149ZM161 105H162V104H161ZM161 105H160V106H161ZM166 105H167V104H166ZM2 106H3V104H2ZM2 106H1V109H4L5 107L3 108ZM18 106H19V105H18ZM53 106H54V105H53ZM156 106H157V105H156ZM158 106H159V105H158ZM160 106H159V107H160ZM10 107L13 108L12 105H11ZM23 107H24V106H23ZM44 107H45V105H44ZM46 107H47V106H46ZM60 107H61V106H60ZM144 107H145V105H144ZM154 107H155V106H154ZM6 108H8V107H6ZM11 108H10V109H11ZM34 108H35V107H34ZM53 108H54V107H53ZM57 108H58V106H57ZM61 108H62V107H61ZM61 108H60V110H61ZM230 108H231V106H230ZM232 108L234 109L233 106H232ZM232 108H231V109H232ZM20 109H21V107H20ZM37 109H39V106H38ZM54 109H55V108H54ZM62 109H63V108H62ZM4 110H5V109H4ZM4 110H3V113H4ZM7 110H8V109H7ZM28 110H29V109H28ZM28 110H27V111H28ZM32 110H34V109H32ZM12 111L14 112V111H16V110H12ZM24 111H25V110H24ZM36 111H37V110H36ZM52 111H56V110H52ZM57 111H58V110H57ZM63 111H64V110H63ZM5 112H6V111H5ZM7 112H9V111H7ZM41 112H42V111H41ZM32 113H33V112H32ZM4 114H5V113H4ZM30 114H31V113H30ZM53 114H54V113H53ZM9 115H10V113H9ZM12 115H13V114H12ZM49 115H50V114H49ZM54 115H55V114H54ZM3 116H4V115H3ZM41 116H42V115H40V117H41ZM51 116H52V115H51ZM62 116H63V115H62ZM6 117H7V116H6ZM8 117H9V116H8ZM11 117H12V116H11ZM18 117H19V116H18ZM2 118H3V117H2ZM4 118H5V117H4ZM36 118H37V117H36ZM36 118H34V119H36ZM38 118H39V116H38ZM45 118H46V117H45ZM76 118H77V117H76ZM16 119H17V121H18L17 123H19V120H18L19 118H16ZM32 119H33V118H32ZM64 119H65V118H64ZM68 119H69V118H68ZM234 119H235V118H234ZM28 120H29V119H28ZM28 120H27V121H28ZM30 120H31V119H30ZM44 120H45V119H44ZM46 120H47V119H46ZM48 120H49V119H48ZM48 120H47V122H48ZM51 120H53V119H51ZM56 120H57V119H56ZM211 120L213 121V119H211ZM224 120H226V119H224ZM229 120H232V119H230V117H229ZM27 121H26V122H27ZM34 121H35V120H34ZM38 121H39V120H38ZM110 121H111V119H110ZM114 121H116V120H114ZM4 122H5V121H4ZM12 122H13V121H12ZM26 122H25V123H26ZM41 122H43V121H41ZM53 122H55V124H56V121H55V120H53ZM58 122H59V121H58ZM72 122H73V121H72ZM77 122H78V121H76L75 123L77 124ZM79 122H80V121H79ZM125 122H126V121H125ZM125 122H124V123H125ZM209 122H211V121H208V123H209ZM32 123H34V122H32ZM49 123H50V122H49ZM108 123H109V122H108ZM108 123H107V124H108ZM230 123H231V122H230ZM5 124H6V123H5ZM8 124H9V123H8ZM8 124H7V126H8ZM13 124H14V123H13ZM13 124H12V125H13ZM22 124H23V123H22ZM45 124H47V123H45ZM45 124H44V126H45ZM67 124H70V123H67ZM85 124H86V123H85ZM116 124H118V123L116 122ZM126 124H128V123H126ZM197 124H198V122H197ZM209 124H210V123H209ZM12 125H11V126H12ZM15 125H16V123H15ZM15 125H14V126H15ZM34 125H35V124H34ZM36 125H37V124H36ZM64 125H65V124H64ZM64 125H63V126H64ZM98 125H99V124H98ZM102 125H103V124H102ZM189 125H190V124H189ZM200 125H201V124H200ZM224 125H225V124H224ZM224 125H223V126H224ZM3 126H4V125H3ZM17 126H18V125H17ZM19 126H20V125H19ZM21 126H22V125H21ZM24 126H25V125H24ZM24 126H22V127H24ZM40 126H41V125H40ZM50 126L52 127L53 125H50ZM60 126H61V125H60ZM72 126H73V125H72ZM72 126H71V127H72ZM84 126H86V125H84ZM108 126L110 127L111 125L108 124ZM118 126H119V125H118ZM192 126H194V125H192ZM195 126H196V125H195ZM214 126H215V123H214ZM214 126H211V128H212L211 131H213V133L216 131L215 128H213ZM216 126H217V125H216ZM216 126H215V127H216ZM69 127H70V126H69ZM99 127H100V126H99ZM115 127H116V126H115ZM133 127H134V126H133ZM187 127H188V126H187ZM189 127H190V126H189ZM189 127H188V128H189ZM197 127H198V125H197ZM200 127H201V126H200ZM231 127H232V126L227 127V128L232 129ZM236 127H237V126H236ZM6 128L9 129V126L6 127ZM38 128H39V127H38ZM131 128H132V127H131ZM135 128H136V127H135ZM201 128H204V127H201ZM205 128H206V127H205ZM224 128H226V127H224ZM245 128H246V127H245ZM10 129H11V128H10ZM10 129H9V130H10ZM12 129H13V128H12ZM15 129L17 130V128H15ZM15 129H14V130H15ZM20 129H21V128H20ZM34 129H35V128H34ZM36 129H37V128H36ZM54 129H55V127H54ZM84 129H86V128L84 127ZM93 129H94V128H93ZM93 129L91 128V130H93ZM114 129H115V128H114ZM118 129H120V128H118ZM219 129H220V128H219ZM234 129H236V128H234ZM240 129H241V128H240ZM259 129H260V128H259ZM259 129H257V130L260 131ZM16 130H15V131H16ZM42 130H43V129H42ZM46 130H47V129H46ZM46 130H45V132L47 133ZM49 130L51 131V129H49ZM56 130H57V129H56ZM58 130H59V129H58ZM88 130H89V128H88ZM95 130H96V129H95ZM107 130H110V128L107 129ZM162 130H163V129H162ZM182 130H183V132H184V129H182ZM186 130H187V129H186ZM191 130H192V129H191ZM195 130H196V128H195ZM205 130H206V129H205ZM209 130H210V129H209ZM214 130H215V131H214ZM227 130H228V129H227ZM242 130H243V129H242ZM246 130H247V129H246ZM15 131H12V132H15ZM21 131H22V130H20V133H23V132L26 131V130L23 129V131H22V132H21ZM79 131H80V130H79ZM99 131L101 132L102 129L100 128ZM113 131H114V130H113ZM117 131H118V130H117ZM133 131H134V130H133ZM166 131H168V129H167ZM169 131H170V129H169ZM192 131H193V130H192ZM219 131H221V130H219ZM224 131L227 133L226 129H224ZM224 131H223V132H224ZM231 131H232V130H231ZM235 131H239V132H238L239 134H240V132H241V134H244L243 136H239V135H236V134H235V136H236V137L234 136L235 138H238V137L240 138V137H241V138H242V141H244V140L247 141L246 138H248L249 135H247V134L244 133L243 131H240V130H237V129H236ZM244 131H245V130H244ZM258 131H257V132H258ZM18 132H19V130H18ZM52 132H53V131H52ZM61 132H62V131H61ZM85 132H86V131H85ZM85 132H84V133H85ZM105 132H106V130H105ZM172 132H173V130H172ZM188 132H189V131H188ZM196 132H197V131H196ZM205 132H207V130H206ZM209 132H210V131H209ZM223 132H222V133H223ZM233 132H234V131H233ZM245 132H246V131H245ZM257 132H256V133H253V136H254V134H257ZM260 132H261V131H260ZM15 133H16V132H15ZM34 133H35V132H34ZM70 133H71V132H70ZM96 133H97V130H96ZM108 133L111 134V137L109 136V137H110L109 139H112V138H113V137H112V136H113V135H112L113 133H111L110 131H109ZM108 133H107V134H108ZM133 133H135V132H133ZM178 133L180 134V133H182V132L179 131ZM192 133H193V132H192ZM219 133H220V132H219ZM222 133H220V134L223 135L224 133H223V134H222ZM226 133L224 134V135H225L224 137H226V135L228 134V133H227V134H226ZM231 133H232V132H231ZM231 133H229V134H231ZM234 133H236V132H234ZM234 133H233V134H234ZM18 134H19V133H18ZM23 134H24V133H23ZM27 134H28V133H27ZM42 134H43V133H42ZM54 134H55V133H54ZM73 134H74V133H73ZM109 134H108V135H109ZM166 134H167V133H166ZM179 134H178V135H179ZM182 134L185 135V132L182 133ZM188 134H189V133H188ZM188 134H187V135H188ZM190 134H191V133H190ZM199 134H200V133H199ZM210 134H211V133H210ZM215 134H216V133H215ZM233 134H232V136H231V135H230V136L233 137ZM245 134H246L247 136H246ZM11 135H12V134H11ZM13 135H14V134H13ZM20 135H22V134H20ZM24 135H25V134H24ZM28 135H29V134H28ZM28 135H27V136H28ZM31 135H32V134H31ZM45 135H47V134H45ZM52 135H53V134H52ZM85 135H86V134H83V136H85ZM102 135H103V134H102ZM164 135H165V134H164ZM164 135H163V136H164ZM170 135H171V136H170ZM170 135H169V136L165 135V137L167 136L168 138H169V137L171 138V137H172V134H170ZM176 135H177V134H176ZM183 135H182V136H183ZM205 135H206V134H205ZM260 135H261V134H260ZM260 135H259V136H260ZM15 136H16V134H15ZM32 136H33V135H32ZM48 136H50V135L48 134ZM48 136H47V138H49ZM73 136H74V135H73ZM161 136H162V135H161ZM182 136H181V137L177 136V137L181 138L180 141L183 143L184 138L182 139ZM228 136H229V135H228ZM228 136L226 137L227 139H228ZM244 136H246V137L244 138ZM255 136H256V138H258L257 135H255ZM255 136H254V137H255ZM12 137H13V136H12ZM23 137H24V136H23ZM23 137H22V139H23ZM36 137H37V136H36ZM43 137H44V136H43ZM54 137H55V136H54ZM70 137H71V135H70ZM75 137H76V136H75ZM103 137H104V135L102 136V138H103ZM105 137H106V136H105ZM107 137H108V136H107ZM118 137H119V136H118ZM184 137H185V139H186V136H184ZM192 137H193V136H192ZM196 137H197V136H196ZM201 137H202V136H201ZM205 137H206V136H205ZM249 137H250V136H249ZM262 137H263V136H262ZM1 138H2V137H1ZM16 138H17V137H16ZM29 138H30V136H29ZM33 138H34V137H33ZM51 138H52V137H51ZM76 138H77V137H76ZM97 138H98V137H97ZM122 138H123V137H122ZM170 138H169V139H170ZM198 138H199V136H198ZM214 138H215V137H214ZM226 138H225V139H226ZM229 138H230V137H229ZM235 138H234V140H235ZM250 138H251V137H250ZM250 138H249V140H250ZM2 139H3V138H2ZM19 139H20V138H19ZM31 139H32V138H30L29 140L31 141ZM52 139H53V138H52ZM52 139H51V141H52ZM57 139H58V138H57ZM106 139H107V138H106ZM118 139H119V138H118ZM187 139H188V137H187ZM193 139L195 140L196 138L193 137V138L190 140V137H189L188 140H190V143H192L191 141H193ZM203 139H204V138H203ZM210 139H211V138H210ZM210 139H209V142H212V141H210ZM212 139H213V138H212ZM227 139H226V140H227ZM243 139H244V140H243ZM3 140H4V139H3ZM20 140H21V139H20ZM32 140H33V139H32ZM34 140H35V139H34ZM34 140H33V141H34ZM80 140H81V139H80ZM132 140H134V139H132ZM163 140L165 141L166 139L163 138ZM163 140H162V141H163ZM196 140H197V139H196ZM196 140H195V142H197V145H195V142H193V143H192L193 146H191V144L188 143L187 140H186V142H185V143H187V144H186L187 146H191L190 149H191L194 153H195L196 151H200L199 149H200V147H201V146H200L201 144L198 145L199 142L196 141ZM200 140H201V139H200ZM204 140H205V139H204ZM207 140H208V139H207ZM215 140H216V139H214V141H215ZM234 140L231 139V141H234ZM238 140H239V139H238ZM13 141H14V140H13ZM13 141H12V142H13ZM15 141H17V140L15 139ZM15 141H14V142H15ZM21 141H22V140H21ZM30 141H29V142H30ZM35 141H36V140H35ZM35 141H34V142H35ZM63 141H64V140H63ZM109 141H110V140H109ZM113 141H114V140H113ZM159 141H160V140H159ZM167 141H169V140H167ZM171 141H172V140H171ZM176 141H177V140H176ZM224 141H225V140H224ZM228 141L231 142L230 140H228ZM228 141H227V142H228ZM25 142H26V140H25ZM36 142H37V141H36ZM36 142H35V143H36ZM67 142H68V141H67ZM85 142H86V141H85ZM107 142H108V141H107ZM118 142H119V140H118ZM133 142H134V141H133ZM207 142H208V141H207ZM217 142H218V141H217ZM227 142H226V143H227ZM229 142H228V143H229ZM234 142H236V141H234ZM248 142H249V141H248ZM26 143H27V142H26ZM50 143H51V142H50ZM88 143H89V141H88ZM101 143H102V142H101ZM110 143H111V142H110ZM165 143H167V142H165ZM170 143H171V142H170ZM178 143H179V142L177 141V146H178ZM182 143H181V144H182ZM246 143H247V142H246ZM3 144H4V143H3ZM28 144H30V143H28ZM78 144H79V143H78ZM78 144H77V145H78ZM91 144H92V143H91ZM96 144H97V143H96ZM111 144H113V143H111ZM210 144H211V143H210ZM212 144H214V143L212 142ZM216 144H217V143H216ZM222 144L225 145V142L222 143ZM229 144H230V143H229ZM235 144H237V143H235ZM243 144H244V143H243ZM253 144H254V142H253ZM6 145H7V144H6ZM15 145H16V144H15ZM15 145H14V146H15ZM25 145H26V144H25ZM82 145H83V144H82ZM167 145H170V144H167ZM224 145H222V147H224ZM231 145H233L232 142H231ZM241 145H242V144H241ZM248 145H249V143H248ZM9 146H10V145H9ZM19 146H20V145H19ZM49 146H50V145H49ZM110 146H111V145H110ZM170 146H172V144H171ZM181 146L183 147V146H185V145H181ZM212 146H213V145H212ZM212 146H211V147H212ZM229 146H230V145H229ZM249 146H250V145H249ZM17 147H18V146H17ZM21 147H22V146H21ZM32 147H33V144H32ZM84 147H85V146H84ZM101 147H102V145H101ZM211 147H210V148H211ZM225 147H228V144H227V146H225ZM231 147H232V149H233V147H236V146H230V148H228V149H231ZM253 147H254V146H253ZM11 148H13V146H12ZM18 148H19V147H18ZM22 148H23V147H22ZM27 148L29 149V148H31V147H25L24 149H27ZM93 148H94V149H93L92 151L95 150V147H93ZM112 148H113V147H112ZM125 148H126V147H125ZM166 148H167V147H166ZM188 148H189V147H188ZM206 148H208V147H206ZM215 148L217 149V148H219V146H217V147H215ZM20 149H21V148H20ZM35 149H36V148H35ZM49 149H51V148H49ZM174 149H175V148H174ZM176 149L180 152V150H179L178 147H177ZM222 149L225 150L226 148H225V149L222 148ZM232 149H231V150H232ZM244 149H245V148H244ZM244 149H243V150H244ZM31 150H34V149L31 148ZM51 150H54V149H51ZM75 150H76V149H75ZM77 150H78V149H77ZM77 150H76V151H77ZM83 150H84V149H83ZM85 150H86V149H85ZM119 150H120V149H119ZM132 150H133V149H132ZM185 150H186V149H184V151H185ZM202 150H203V149H202ZM226 150H227V149H226ZM233 150H234V149H233ZM22 151H23V149H21V151H19V149H18V153H19V152H22ZM25 151H26V150H25ZM78 151H79V150H78ZM78 151H77V152H78ZM92 151H91V152H92ZM117 151H118V150H117ZM214 151H217V150H213V153H214ZM251 151H252L253 153H252ZM261 151H262V150H261ZM50 152H51V151H50ZM57 152H58V151H57ZM86 152H87V151H86ZM94 152H95V151H94ZM201 152H203V151H201ZM201 152H200V153H201ZM230 152H231V151H230ZM241 152H242V151L240 150L239 153L241 154ZM244 152H245V151H244ZM250 152H251V154H256V156H258L257 153H254V150H251V148H250V151H249L248 153H250ZM29 153H30V151H29ZM29 153H28V155H29ZM54 153H55V151H54ZM103 153H104V152H103ZM180 153H183V151L180 152ZM184 153H185V152H184ZM197 153H198V152H197ZM207 153H208V152H207ZM209 153H210V152H209ZM209 153H208V154H209ZM228 153H229V151H228ZM233 153H234V152H233ZM242 153H243V152H242ZM245 153H246V152H245ZM203 154H205V156H206V152L203 153ZM203 154H202V155H203ZM219 154H221V153H220V150H219ZM226 154H227V151H226ZM234 154H235V153H234ZM258 154H259V153H258ZM263 154H264V151H263ZM263 154L261 153V156H260L261 159L264 158V157H262ZM22 155H24V151H23V154H22ZM25 155H26V153H25ZM25 155H24L23 157H25ZM96 155H97V154H96ZM98 155H99V154H98ZM143 155H144V154H143ZM152 155H153V152H152ZM195 155H197V154H195ZM247 155H248V154H247ZM259 155H260V154H259ZM26 156H27V155H26ZM52 156H53V155H52ZM100 156H101V155H100ZM121 156H122V155H121ZM123 156H124V155H123ZM123 156H122V157H123ZM176 156H177V155H176ZM203 156H204V155H203ZM207 156H208V155H207ZM214 156H215V155H214ZM242 156H243V155H242ZM244 156H245V155H244ZM248 156H250V155H248ZM263 156H264V155H263ZM68 157H69V156H68ZM93 157H94V156H93ZM112 157H113V156H112ZM153 157H154V156H153ZM155 157H156V156H155ZM209 157H210V156H209ZM226 157H228V156H226ZM229 157H230V156H229ZM260 157H259V158H260ZM69 158H70V157H69ZM71 158L74 159L73 157H71ZM71 158H70V159H71ZM123 158H125V157H123ZM150 158H151V157H150ZM204 158H205V157H203V160H202V161H204ZM257 158H258V157H257ZM51 159H52V158H51ZM99 159H100V158H99ZM155 159H156V158H155ZM189 159H190V158H189ZM205 159H206V158H205ZM216 159H219V158H217V156H216L215 160H216ZM220 159H221V158H220ZM222 159H223V158H222ZM222 159H221V160H222ZM228 159H231V158H228ZM238 159H240V158L238 157ZM246 159H247V158H246ZM261 159H260V160H261ZM26 160H28V159H26ZM112 160H113V159H112ZM153 160H154V159H153ZM153 160H150V162H152ZM197 160H198V159H197ZM207 160H208V158L206 159V161H207ZM213 160H214V159H213ZM215 160H214V161H215ZM236 160H237V157H236ZM240 160H241V159H240ZM258 160H259V159H258ZM154 161H155V160H154ZM157 161H158V160H157ZM208 161H210V160H208ZM241 161H242V163H243V160H241ZM24 162H25V161H24ZM24 162H23V164H25ZM50 162H51V161H50ZM138 162H139V161H138ZM191 162H193V161H191ZM194 162H195V161H194ZM211 162H212V161H211ZM238 162H239V161H238ZM153 163H154V162H152V166H154ZM166 163H167V162H166ZM206 163H207V162H206ZM206 163H205V165H206ZM215 163H221V164H222V162H219V160H218V162H217V160H216ZM23 164L21 165V167H23ZM49 164H50V163H49ZM168 164H169V163H168ZM250 164H251V163H250ZM29 165H31V163H30ZM53 165H54V163H53ZM188 165H189V164H188ZM205 165H204V166H205ZM211 165H212V164H211ZM216 165H217V164H216ZM218 165H220V164H218ZM225 165H226V163H225ZM225 165H224V166H225ZM31 166H32V165H31ZM33 166H34V165H33ZM42 166L44 167V165H42ZM152 166H151V167H152ZM167 166H168V165H167ZM167 166H166V167H167ZM170 166H173V165H169L168 167H170ZM190 166H191V167H190ZM190 166H189V167H190V169H191L193 166H192V164H191ZM201 166H203V164H202ZM209 166H210V164H209ZM214 166H215V165H214ZM220 166H221V165H220ZM245 166H248V164H245ZM29 167H30V166H29ZM47 167H48V164H47ZM64 167H65V166H64ZM102 167H103V165H102ZM154 167H155V166H154ZM161 167H162V166H161ZM164 167H165V165H164ZM164 167H163V169H164ZM174 167H175V166H174ZM179 167L181 168L182 166L179 165ZM189 167H188V168H189ZM195 167H196V166H195ZM198 167H199V165H198ZM198 167H197V168H198ZM210 167H211V166H210ZM221 167H223V166H221ZM236 167H238V166H235L234 168L236 169ZM24 168H25V167H24ZM26 168H28V167H26ZM33 168H34V167H32V169H33ZM61 168H62V165H61ZM71 168H72V167H71ZM80 168H81V167H80ZM141 168H142V166H141ZM146 168H147V167H146ZM148 168H149V165H148ZM193 168H194V167H193ZM212 168H213V166H212ZM219 168H220V167H219ZM225 168H226V166H225ZM45 169H47V168L45 167ZM152 169H154V168H152ZM161 169H162V168H161ZM182 169H183V167H182L180 170L183 171L184 169H183V170H182ZM200 169H201V167H200ZM203 169H204V168H202V171H203ZM217 169H218V166H217ZM259 169H260V168H259ZM23 170H24V169H23ZM27 170H28V169H27ZM29 170H30V168H29ZM53 170H54V169H53ZM53 170H51V171H53ZM101 170H102V169H101ZM193 170L195 171V169H193ZM207 170H208V169H207ZM214 170L216 171V169H214ZM214 170L211 169V171H214ZM228 170L230 171V170H232V169L228 167ZM20 171H21V170H20ZM30 171H31V170H30ZM33 171H34V172H37V170L35 171V169H34ZM39 171H40V173H41V170H39ZM47 171H48V170H47ZM67 171H68V170H67ZM96 171H97V170H96ZM172 171H173V172H172ZM175 171H176L175 168H172V170H171V167L168 168V169H164V170H162V172L165 173V176H166V175L168 176V174H166V173H169V174H170V172L172 173L171 175H173V174H175ZM194 171H193V172H194ZM215 171H214V172H215ZM220 171H221V170H220ZM224 171H226V172H223V170H222L223 173L220 172V174L222 175V174L225 173V174L229 175V174H228L229 172H228L226 169H225ZM232 171H233V170H232ZM235 171H236V170H235ZM240 171H241V168H240ZM21 172H22V171H21ZM25 172H29V171H26V169H25ZM54 172H55V171H54ZM56 172H57V171H56ZM79 172H80V170H79ZM99 172H100V171H99ZM191 172H192V170H191ZM193 172H192V173H193ZM195 172H196V171H195ZM206 172H207V171H206ZM216 172L219 174V171H216ZM227 172H228V173H227ZM258 172H259V171H258ZM29 173H30V172H29ZM32 173H33V172H32ZM32 173H31V174H32ZM157 173H158V172H157ZM163 173H162V174H163ZM176 173L180 174L179 172H176ZM182 173H183V172H182ZM203 173H204V172H203ZM35 174H36V173H35ZM45 174H46V172H45ZM158 174H159V173H158ZM198 174H199V172H198ZM206 174H208V173H206ZM206 174H205V175H206ZM88 175H89V174H88ZM160 175H161V174H160ZM176 175H177V174H175L173 177H174V178L177 177ZM180 175H181V174H180ZM233 175H234V173H233ZM263 175H264V174H263ZM46 176H47V175H46ZM49 176H50V175H49ZM51 176H52V175H51ZM165 176H164V177H165ZM191 176H192V175H191ZM249 176H250V175H249ZM4 177H5V176H4ZM107 177H108V176H107ZM201 177L204 178L203 176H201ZM205 177H206V176H205ZM217 177H218V176H217ZM228 177H229V176H228ZM253 177H254V176H253ZM202 178H200V179L203 180ZM208 178L211 179L210 176H208ZM208 178H206V179L208 180ZM232 178H233V177H232ZM239 178H240V177H239ZM246 178H249V177L247 176ZM246 178H244V179H246ZM260 178H261V177H260ZM260 178H259V179H260ZM7 179H8V178H7ZM42 179H43V178H42ZM84 179H86V178H84ZM157 179H158V178H157ZM165 179H166V178H165ZM200 179H199V180H200ZM210 179H209V180H210ZM233 179H234V178H233ZM251 179H252V178H251ZM251 179H250V180H251ZM63 180H64V179H63ZM108 180H109V179H108ZM158 180H159V179H158ZM168 180H169V178H168ZM179 180H180V179H179ZM182 180H183V182H182ZM182 180L180 181V183H181V184L183 183V184H182L183 186H182L181 184H179V186L181 185L182 188H183L184 186H186V185L189 186V184L192 185V182L189 183L188 181H187V183H189V184L186 183V185H184V183H185V182H184V179H182ZM185 180H186V179H185ZM222 180H223V179H222ZM226 180H227V179H226ZM234 180H235V179H234ZM248 180H249V179H248ZM255 180H256V178L253 179V180H251V181H255ZM2 181H3V179H2ZM50 181H51V180H50ZM53 181H54V180H53ZM61 181H62V180H61ZM171 181H172V179H171ZM204 181H205V180H204ZM214 181H215L216 184H217V182L219 181V182H218V184H219L221 180L216 178V180H213V181L210 180L209 182H211V185H212ZM216 181H217V182H216ZM224 181H225V180H223V182H224ZM227 181H228V180H227ZM243 181H245V180H243ZM12 182H13V181H12ZM59 182H60V181H59ZM86 182H87V181H86ZM133 182H134V181H133ZM137 182H138V181H137ZM147 182H148V181H147ZM150 182H151V181H150ZM168 182H169V181H168ZM202 182H203V181H202ZM207 182H208V181H207ZM207 182H206V184L209 185L210 183H209V182L207 183ZM223 182H222V183H223ZM229 182H230V181H229ZM246 182H247V180H246ZM257 182L259 183V181H257ZM257 182H254V183H257ZM262 182H264V181H262ZM0 183H1V182H0ZM9 183L11 184L10 181H9ZM44 183H45V180H44ZM131 183H132V182H131ZM138 183L140 184V182H138ZM138 183H132V184H135V185L137 184V185L139 186ZM169 183H170V182H169ZM174 183L176 184V181H175ZM227 183H228V182H227ZM233 183H235V185H236V182H233ZM233 183H231V185H233ZM57 184H58V183H57ZM74 184H75V183H74ZM144 184H145V183H144ZM160 184H162V183L160 182ZM163 184H164V183H163ZM175 184H174V185H175ZM245 184H246V183H245ZM245 184H244V185H245ZM260 184H261V183H260ZM4 185H5V182H4ZM4 185H3V186H4ZM47 185H48V184H47ZM70 185H71V184H70ZM135 185H134V186H135ZM150 185H151V184L149 183L148 186H150ZM153 185H154V184L152 183L151 187H154ZM170 185H171V184H170ZM174 185H173V186H174ZM191 185H190V186H191ZM193 185H194V184H193ZM221 185H222V184H221ZM225 185H227V184H225ZM229 185H230V184H229ZM229 185H228V186H229ZM244 185H243V186H244ZM249 185H250V184H249ZM252 185H253V184H252ZM256 185H257V184H256ZM8 186H9V185H8ZM11 186H12V184H11ZM36 186L38 187V185H36ZM40 186H41V185H40ZM75 186H76V185H75ZM75 186H74V188H75ZM90 186H91V185H90ZM100 186H101V185H100ZM100 186H99V187H100ZM141 186H142V185H141ZM166 186H167V185H166ZM197 186H198V185H197ZM212 186H213V185H212ZM212 186H211V187H212ZM233 186H234V185H233ZM243 186H242V187H243ZM245 186H246V185H245ZM245 186H244V187H245ZM253 186H254V185H253ZM263 186H264V185H263ZM4 187H5V186H4ZM49 187H50V186H49ZM78 187H79V186H78ZM164 187H165V185H164ZM170 187H172V186H170ZM175 187H176V186H175ZM181 187H180V188H181ZM206 187H210V185H209V186H206ZM206 187H205V188H206ZM214 187H215V186H214ZM234 187H235V186H234ZM238 187H240V186H238ZM248 187H249V186H248ZM258 187H259V186H258ZM258 187H256V188H258ZM2 188H3V187H2ZM6 188H7V187H6ZM59 188H60V187H59ZM96 188H97V187H96ZM134 188H136V187H134ZM148 188H149V187H148ZM161 188H162V187H161ZM182 188H181V189H182ZM198 188H199V187H198ZM198 188H197V189H198ZM221 188H222V187H221ZM235 188H236V187H235ZM245 188H246V187H245ZM251 188H252V187L249 188V191H251V194H250V195L253 194L251 197H253V199H255V198H254L255 195H254V193L252 192ZM260 188H261V187H260ZM50 189H51V188H50ZM137 189H139V188H137ZM145 189H146V188H145ZM149 189H151V188H149ZM184 189H185V188H183L181 191H183ZM186 189H187V188H186ZM188 189H190V188H188ZM188 189H187V190H188ZM209 189H212V190H213L214 188H209ZM231 189H232V188H231ZM238 189H239V188H238ZM240 189H243V188H240ZM246 189H247V188H246ZM263 189H264V188H263ZM3 190H4V189H3ZM38 190H39V189H38ZM156 190H157V189H156ZM191 190H193V188H192ZM200 190H201V189H200ZM203 190H204V189H203ZM207 190H208V189H207ZM253 190H254V188H253ZM256 190H257V189H256ZM256 190H254V192H255ZM40 191H41V190H40ZM56 191H57V189H56ZM92 191H93V190H92ZM181 191H180V192H181ZM197 191H199V190H196L195 192H197ZM216 191H217V190H216ZM222 191H226V190H222ZM238 191H239V190H238ZM261 191H262V189H261ZM38 192H39V191H38ZM142 192H143V191H142ZM174 192H175V191H174ZM184 192H185V191H184ZM193 192H194V191H193ZM201 192H202V194H205V193H203L202 190L200 191V193H201ZM205 192H206V191H205ZM208 192H212V191L210 190V191H208ZM208 192H207V193H208ZM230 192H231V191H230ZM240 192H241V190H240ZM50 193H51V192H50ZM50 193H49V194H50ZM216 193H217V192H216ZM226 193H227V192H226ZM234 193H235V192H233V194H234ZM261 193H262V192H261ZM57 194H58V193H57ZM91 194H93V193H91ZM180 194H181V193H180ZM182 194H184V193H182ZM197 194H198V192H197ZM208 194H209V193H208ZM218 194H219V193H217V196H218ZM227 194H229V193H227ZM231 194H232V192H231ZM239 194H240V193H239ZM241 194H242V193H241ZM241 194H240V195H241ZM246 194H247V193H246ZM246 194H245V195H246ZM61 195H62V194H61ZM200 195H201V194H200ZM212 195H213V193H212ZM214 195H215V189H214ZM234 195H235V194H234ZM234 195H233V196H234ZM256 195H258V194H256ZM63 196H64V194H63ZM205 196H206V195H205ZM210 196H211V194H210ZM220 196H221V195H220ZM220 196H219V197H220ZM223 196H224V195H223ZM226 196H227V195H226ZM231 196H232V195H231ZM231 196H230V197H231ZM237 196H238V195H237ZM59 197H60V196H59ZM77 197H78V195H77ZM91 197H92V195H91ZM56 198H57V197H56ZM207 198H208V197H207ZM212 198H213V197H212ZM215 198H216V196H215ZM221 198H222V197H221ZM221 198H220V199H221ZM223 198H225V197H223ZM223 198H222V199H223ZM233 198H234V197H233ZM258 198H260V197L258 196ZM68 199H69V198H68ZM202 199H203V196H202ZM202 199H201V200H202ZM208 199L211 200V198H208ZM216 199H217V202H218V198H216ZM227 199H228V197H227ZM231 199H232V198H231ZM238 199H239V197H238ZM238 199H236V200H238ZM52 200H53V198H52ZM203 200H204V199H203ZM213 200H214V198H213ZM239 200H241V199H239ZM242 200H243V199H242ZM247 200H248V199H247ZM255 200H256V199H255ZM255 200L252 201V202H256ZM263 200H264V199H263ZM263 200H262V201H263ZM119 201H120V200H119ZM211 201H212V200H211ZM231 201H232V200H231ZM233 201H234V199H233ZM244 201H245V200H244ZM249 201H250V200H249ZM249 201H248V203H250ZM48 202H49V201H48ZM183 202H184V200H183ZM187 202H188V201H187ZM203 202H204V201H203ZM205 202H206V201H205ZM223 202H224V199H223ZM225 202H226V199H225ZM225 202H224V203H225ZM228 202H229V201H228ZM228 202H227V203H228ZM235 202L237 203V201H235ZM49 203H50V202H49ZM53 203H56V202L53 201ZM73 203H76V204H77V202H75V201H74ZM109 203H110V202H109ZM111 203H112V202H111ZM111 203H110V204H111ZM121 203H127V202H126V201H125V202L122 201ZM200 203H201V201H200ZM245 203H246V202H245ZM256 203H257V202H256ZM45 204H46V202H45ZM51 204H52V203H51ZM56 204L58 205L59 202L56 203ZM181 204H182V202H181ZM181 204H180V205H181ZM202 204H203V203H202ZM207 204H208V203H207ZM207 204H206V205H207ZM209 204H210V202H209ZM211 204L213 205V203H211ZM240 204H241V203H240ZM262 204H264V203H262ZM121 205H122V204H121ZM187 205H188V204H187ZM206 205H205V206H206ZM229 205L232 206V205H233L232 202H231V204H229ZM229 205L227 204L228 207H227L226 209H225V207L222 206V208L225 209V210H223L224 212H226V213H227V212H228V213L233 212L231 209H230L231 211L228 209V208L230 207ZM251 205H252V204H251ZM257 205H258V204H257ZM43 206H44V205H43ZM45 206H46V205H45ZM45 206H44V207H45ZM52 206L54 207V204L51 205V208H53ZM58 206H59V205H58ZM110 206H111V205H110ZM122 206H123V205H122ZM146 206H148V205H146ZM188 206H189V205H188ZM188 206H187V207H188ZM196 206H197V205H196ZM203 206H204V205H203ZM205 206H204V207H205ZM248 206H249V205H248ZM253 206H254V205H253ZM28 207H29V206H28ZM49 207H50V205H49ZM178 207H180V206L178 205ZM181 207L184 208L185 206L183 207V205H182ZM208 207H209V206H208ZM208 207H207V208H208ZM239 207H241V206L239 205ZM262 207H263V206H262ZM25 208H26V207H25ZM29 208H30V207H29ZM74 208H75V207H74ZM77 208H78V207H77ZM77 208H76V209H77ZM160 208H161V207H160ZM182 208H181V210H182ZM190 208H191V207H190ZM193 208H194V207H193ZM193 208H192V209H193ZM217 208H218V207H217ZM222 208L220 207V211L222 210ZM18 209H19V208H18ZM26 209H27V208H26ZM26 209L23 208V211H24V210L27 211ZM60 209H61V208H60ZM164 209H165V208H164ZM164 209H163V210H164ZM186 209H187V208H186ZM195 209H196V208H195ZM210 209H211V208H210ZM227 209H228V211H226ZM238 209H239V208H237L236 211H238ZM255 209H256V208H255ZM6 210H7V209H6ZM30 210H31V209H30ZM45 210H46V208H45ZM45 210H44V211H45ZM50 210H51V209H50ZM122 210H123V207H122ZM151 210H152V209H151ZM179 210H180V209H179ZM214 210H215V209H214ZM216 210H218V209H216ZM239 210H241V209H239ZM257 210L259 211L260 208H259V209L257 208ZM16 211H17V210H16ZM20 211H21V210H20ZM34 211H35V210H34ZM37 211H38V210H37ZM161 211H162V209H161ZM164 211H165V210H164ZM176 211H177V210H176ZM182 211H183V210H182ZM194 211H195V210H194ZM194 211H193V212H194ZM211 211H212V209H211ZM234 211H235V210H234ZM248 211H249V210H248ZM251 211H252V210H250L249 212L251 213ZM262 211H263V210H262ZM262 211H261V212H262ZM30 212H31V211H30ZM47 212H48V211H47ZM75 212H76V211H75ZM104 212H105V211H104ZM104 212H103V213H104ZM166 212H167V211H166ZM180 212H181V211H180ZM187 212H188V211H187ZM190 212H191V211H189V216H191V215H190V214H191ZM217 212H218V211H217ZM221 212H222V211H221ZM238 212H239V211H238ZM243 212H244V211H243ZM261 212H260V214H261ZM8 213H9V212H8ZM17 213H23V212L21 211V212H17ZM27 213H28V212H27ZM27 213H26V214H27ZM42 213H43V212H42ZM48 213H50V212H48ZM160 213H161V212H160ZM164 213H165V212H164ZM172 213H176V212L173 211ZM172 213H171V215L168 214V217L171 216V218H173V217H172V215H173ZM257 213H259V212H257ZM36 214H37V213H36ZM89 214H90V213H89ZM89 214L86 213V216H88ZM97 214H98V213H97ZM105 214H106V212H105ZM178 214H179V213H178ZM181 214H182V212H181ZM181 214H180V215H181ZM184 214H186V213H184ZM210 214L212 215L213 213H210ZM224 214H225V213H224ZM236 214H237V213H236ZM238 214H239V213H238ZM244 214H245V213H244ZM254 214H255V213H254ZM21 215H22V214H21ZM23 215H24V214H23ZM108 215H109V214H108ZM193 215H194V217H195V214H193ZM193 215H192V217H193ZM215 215H219V214H215ZM242 215H243V214H242ZM245 215H247V214H245ZM258 215H259V214H258ZM44 216H45V214H44ZM86 216H84V217H86ZM97 216H98V215H97ZM113 216H115V215L113 214ZM196 216H197V215H196ZM225 216H226V215H225ZM225 216H224V218H226ZM233 216H234V214H233ZM237 216H238V215H236V217H237ZM252 216H253V215H252ZM252 216H251V217H252ZM255 216H256V215H255ZM89 217H90V216H89ZM182 217H183V216H182ZM184 217H185V216H184ZM187 217H188V216H187ZM217 217H218V218H217V222H216L215 224H217L218 221H219L218 219H220L219 216H217ZM239 217H240V220H242V219L244 218V217L241 218V215H240ZM249 217H250V215H249ZM18 218H19V217H18ZM21 218H22V217H21ZM29 218H30V217H29ZM87 218H88V217H87ZM111 218H112V217H111ZM115 218H116V217H115ZM164 218H165V217H164ZM177 218H178V217H177ZM197 218L200 219V217H198V216H197ZM215 218H216V217H215ZM228 218H229V217H228ZM228 218H227V220H228ZM232 218H234V217H232ZM0 219H1V218H0ZM5 219H6V218H5ZM12 219H13V218H12ZM12 219H11V221H12ZM30 219H32V218H30ZM30 219H29V220H30ZM71 219H72V218H71ZM76 219H77V218H76ZM167 219H168V218H167ZM188 219H189V218H188ZM195 219H196V218H195ZM16 220L19 221V219H16ZM103 220H105V218H104ZM107 220H108V218H107ZM153 220H154V219H153ZM159 220H160V219H159ZM168 220H169V219H168ZM168 220H166V222H167ZM170 220L172 221V219H170ZM170 220H169V223H170ZM191 220H192V219H191ZM191 220H189V221H191ZM197 220H198V219H197ZM230 220H231V218H230ZM234 220H235V219H234ZM236 220L238 221V219H236ZM236 220H235V225H236V223H238V224H239V222L241 223V221L236 222ZM13 221H15V219H14ZM17 221H16V222H17ZM31 221H32V220H31ZM70 221H71V220H70ZM75 221H76V220H75ZM84 221H85V219H84ZM162 221H163V220H162ZM249 221H250V220H249ZM6 222H7V221H6ZM16 222L14 223L15 225L17 224ZM60 222H61V221H60ZM72 222H73V221H72ZM115 222H116V221H114V223H115ZM122 222H123V221H122ZM134 222H135V221H134ZM159 222H161V221H159ZM192 222H193V221H192ZM200 222H201V221H200ZM204 222H205V221H204ZM221 222H222V218H221ZM84 223H85V222H84ZM100 223H101V222H100ZM102 223H103V222H102ZM123 223H124V222H123ZM173 223H174V221H173ZM196 223H198V222L196 221ZM14 224H13V226H14ZM58 224H59V223H58ZM115 224H116V223H115ZM115 224H114L113 226H115ZM163 224H164V223H163ZM188 224H190V223H188ZM200 224H201V226L203 227L202 222H201ZM207 224H208V223H207ZM211 224H212V223H211ZM231 224H233V222H232ZM8 225H9V224H8ZM31 225H32V224H31ZM87 225H88V224H87ZM127 225H128V224H127ZM139 225H140V224H139ZM142 225H143V224H142ZM194 225H195V224H194ZM196 225H197V227L200 226V225H198V224H196ZM196 225H195V226H196ZM221 225H223V224H221ZM221 225H220V226H221ZM229 225H230V224H229ZM240 225H241V224H240ZM29 226H30V225L28 224V225H27L28 230H29ZM32 226H34V225H32ZM72 226H73V224H72ZM85 226H86V225H85ZM110 226H112V225H110ZM118 226H119V225H118ZM118 226H117V228H118ZM122 226H123V225H122ZM128 226H129V225H128ZM134 226H135V225H134ZM140 226H141V225H140ZM157 226H158V224H157ZM204 226L208 227L209 225L207 226L206 224H204ZM1 227H2V226H1ZM7 227H8V226H7ZM79 227H82V226H79ZM83 227H84V226H83ZM130 227H131V226H130ZM158 227H159V226H158ZM202 227H200V228H202ZM228 227H229V226H228ZM234 227L236 228V226H234ZM31 228H32V227H31ZM34 228H36V226H35ZM77 228H78V227H77ZM110 228H112V227H110ZM122 228H123V227H122ZM125 228H126V227H125ZM132 228H133V229H130V230H134V227H132ZM187 228H188V227H187ZM193 228H196V227H193ZM198 228H199V227H198ZM198 228H197V229H198ZM200 228H199V229H200ZM208 228H210V226H209ZM222 228H223V227H222ZM222 228L219 227V231H220V232L223 231V229H225V228H223V229H222ZM4 229H5V228H4ZM12 229H13V228H12ZM32 229H33V228H32ZM36 229H37V228H36ZM36 229H35V230H36ZM78 229H79V228H78ZM84 229H85V228H83V230H84ZM120 229H121V228H120ZM127 229H129V228H127ZM139 229H140V228H139ZM139 229H138V230H139ZM169 229H170V228H169ZM203 229H204V227H203ZM230 229L233 230L232 227H231V225H230ZM239 229H240V228H239ZM244 229H245V227H244ZM248 229H249V228H248ZM6 230H7V229H6ZM10 230H11V229H10ZM37 230H38V229H37ZM66 230H67V229H66ZM74 230H75V229H74ZM74 230H73V231H74ZM80 230H81V229H80ZM109 230H110V229H109ZM113 230H114V229H113ZM123 230H124V228H123ZM138 230H136V233L139 232ZM149 230H150V229H149ZM173 230H175V229H173ZM200 230H202V229H200ZM240 230H241V229H240ZM250 230H251V229H250ZM8 231H9V230H8ZM11 231H12V230H11ZM42 231H43V230L40 231V229H39V232H40L39 234H41ZM101 231H102V230H101ZM114 231H115V230H114ZM121 231H122V229L120 230V232H121ZM137 231H138V232H137ZM175 231H178V230H175ZM213 231H214V230H213ZM215 231H216V230H215ZM6 232H7V231H6ZM23 232H24V231H23ZM23 232H22V233H23ZM26 232H27V230H26ZM26 232H25V233H26ZM28 232H29V231H28ZM35 232H36V231H35ZM37 232H38V231H37ZM77 232H78V231H77ZM86 232H87V231H85V233H86ZM89 232H90V231H89ZM123 232H124V231H123ZM123 232H122V233H123ZM129 232H130V231H129ZM140 232H141V230H140ZM140 232H139V233H140ZM150 232H151V230H150ZM173 232H174V231H173ZM220 232H219V233H220ZM224 232H226V231L224 230ZM235 232H237V231H235ZM10 233H11V232H10ZM10 233H8V234H10ZM19 233H20V232H19ZM22 233H20V234H22ZM31 233H32V232H31ZM43 233H44V231H43ZM45 233H46V232H45ZM69 233H70V232H69ZM79 233H80V231H79ZM83 233H84V232H83ZM85 233H84V234H85ZM111 233H112V232H111ZM130 233H131V232H130ZM132 233H133V232H132ZM134 233H135V232H134ZM134 233H133V234H134ZM136 233H135L134 235H136ZM162 233H163V232H162ZM213 233H214V232H213ZM26 234H27V233H26ZM29 234H30V233H29ZM48 234H49V233H47V235H48ZM84 234H83V235H84ZM90 234H91V233H90ZM98 234H99V233H98ZM120 234H121V233H120ZM164 234H165V233H164ZM167 234H168V233H167ZM172 234H174V233H172ZM176 234H177V233H176ZM176 234H174V235H176ZM209 234H212V233L209 232ZM226 234H227V233H226ZM47 235H46V236H47ZM81 235H82V234H81ZM99 235H100V234H99ZM113 235H114V234H113ZM118 235H119V233H118ZM118 235H117V236H118ZM122 235H123V234H122ZM130 235H131V234H130ZM161 235H162V234H161ZM174 235H173V237H175ZM181 235H182V234H181ZM185 235H186V233H185ZM223 235H224V233H223ZM228 235H229V234H228ZM239 235H240V234H239ZM3 236H5V235H3ZM9 236H10V235H9ZM17 236H18V235H17ZM19 236H21V235H19ZM41 236H42V235H41ZM85 236H87V235H85ZM85 236H84V237H85ZM90 236H92V235H90ZM95 236H96V235H95ZM107 236H108V235H107ZM115 236H116V235H115ZM151 236H152V235H151ZM168 236H169V235H168ZM224 236H225V235H224ZM230 236H231V235H230ZM6 237H7V236H6ZM6 237H5V238H6ZM43 237H44V236H43ZM48 237H49V235H48ZM48 237H47V238H48ZM51 237H52V236H51ZM51 237H50V239H51ZM87 237H88V236H87ZM100 237H101V236H100ZM111 237L114 238L113 236H111ZM120 237H121V236H120ZM120 237L118 238L119 240H120ZM135 237H137V236H135ZM135 237H134V238H135ZM155 237H156V236H155ZM155 237H154V238H155ZM162 237H163V235H162ZM164 237H165V236H164ZM176 237H177V235H176ZM178 237H180V235H179ZM218 237H219V236H218ZM5 238H4V239H5ZM21 238H22V237H21ZM23 238H25V236H24ZM35 238H36V235H35ZM41 238H42V237H41ZM44 238H45V237H44ZM44 238H42V240H43ZM90 238H91V237H90ZM103 238H104V237H103ZM121 238H122V237H121ZM148 238H149V237H148ZM183 238H184V237H183ZM226 238H227V236H226ZM229 238L231 239V237H229ZM229 238H228V239H229ZM239 238H240V237H239ZM2 239H3V238H2ZM7 239H8V238H7ZM14 239H15V238H14ZM32 239H33V238H32ZM50 239L48 238V241H49ZM85 239H87V238H85ZM95 239H96V238H95ZM95 239H94V240H95ZM98 239H99V238H98ZM116 239H117V237H116ZM116 239H114V240H116ZM125 239H126V237H125ZM130 239H132V238H130ZM152 239H153V238H152ZM166 239H167V238H166ZM174 239H175V238H173V239L171 240V242H172ZM187 239H188V238H186V240H187ZM230 239H229V241H230ZM242 239H243V238H242ZM10 240H12V237L9 239V241H10ZM20 240H21V239H20ZM28 240H29V239H28ZM28 240H27V241H28ZM39 240H40V236H39L38 241H39ZM46 240H47V239H46ZM51 240H52V239H51ZM134 240H136V238H135ZM153 240L155 241V239H153ZM177 240H179V239H177ZM184 240H185V239H184ZM232 240H233V239H232ZM48 241H47V242H48ZM87 241H88V239H87ZM90 241H92V240H90ZM111 241H112V240H111ZM111 241H110V242H111ZM137 241H138V240H137ZM137 241H136V243H137ZM140 241H141V240H140ZM142 241H143V240H142ZM144 241H145V240H144ZM144 241H143V242H144ZM148 241H149V240H148ZM160 241H161V240H160ZM160 241H159V242H160ZM162 241H164V240H162ZM187 241H189V240H187ZM207 241H208V240H207ZM1 242H2V240H1ZM5 242H6V241H5ZM29 242H30V241H29ZM120 242H121L123 245H124V244H128V243H126V241H125V243H123L122 240H120ZM134 242H135V241H134ZM134 242H133V243H134ZM157 242H158V241H156V243H157ZM173 242H174V241H173ZM179 242H180V241H179ZM184 242H185V241H184ZM215 242H216V241H215ZM225 242H226V241H225ZM227 242H228V241H227ZM2 243H3V242H2ZM2 243H0V244H2ZM14 243H15V242H14ZM19 243H20V242H19ZM41 243H42V242H41ZM118 243H119V242H118ZM121 243H120V245H121ZM129 243H130V240H129ZM163 243H165V241H164ZM168 243H169V242H168ZM168 243H165V244L167 245ZM180 243H181V242H180ZM188 243H189V242H188ZM191 243H192V242H191ZM196 243H197V242H196ZM216 243H217V242H216ZM244 243H245V242H244ZM11 244H12V243H11ZM16 244H17V243H16ZM20 244H21V243H20ZM20 244H19V245H20ZM23 244H24V243H23ZM27 244H28V242H27ZM27 244H26V245H27ZM33 244L36 246V243H33ZM115 244H116V242H115ZM130 244H131V243H130ZM130 244H129V245H130ZM161 244H162V243H161ZM170 244H171V243H170ZM212 244H213V243H212ZM228 244H230V243H228ZM235 244H236V243H235ZM4 245H5V244H4ZM4 245H3V246H4ZM13 245H14V247H15V244H13ZM34 245H33V246H34ZM120 245H119V246H120ZM162 245H163V244H162ZM191 245H192V244H191ZM218 245H219V244L217 243V246H218ZM236 245H237V244H236ZM23 246H24V245H23ZM53 246H56V245L53 244ZM155 246H159V244H158V245H155ZM160 246H161V245H160ZM164 246H165V245H164ZM186 246H187V245H186ZM192 246H193V245H192ZM192 246H190V249H191ZM194 246H196V245L194 244ZM225 246H226V245H225ZM225 246H224V247H225ZM24 247H25V246H24ZM45 247H46V249H47V246H46V245H45ZM120 247H121V248H124L125 246H124V247H123V246H120ZM167 247H169V246H167ZM182 247L184 248V245H183ZM200 247L202 248V246H199V248H200ZM230 247H231V246L229 245V248H230ZM17 248H18V246H17ZM29 248H30V247H29ZM34 248H35V247H34ZM38 248H39V246H38ZM54 248H55V247H54ZM57 248H58V247H56V249H57ZM121 248H120V249H121ZM173 248H174V246H173ZM179 248H180V247H179ZM201 248H200V249H201ZM203 248H204V247H203ZM203 248H202V249H203ZM208 248H209V247H208ZM217 248H219V247H217ZM232 248H233V247H232ZM248 248H249V247H248ZM0 249H1V246H0ZM10 249H11V248H10ZM10 249H9V250H10ZM46 249H45V250H46ZM56 249H55V250H56ZM58 249H59V248H58ZM125 249H126V247H125ZM143 249H144V248H143ZM157 249L160 251L161 247H160V248H157ZM170 249H171V248H170ZM188 249H189V248H188ZM188 249H187V251H188ZM193 249H196V248H193ZM214 249H215V248H214ZM235 249H237V247H236ZM9 250H8V251H9ZM25 250H26V249H25ZM123 250H124V249H123ZM141 250H142V249H141ZM152 250H153V249H152ZM167 250H168V249H167ZM171 250H172V249H171ZM174 250H176V249L174 248ZM203 250H204V249H203ZM225 250H226V249H225ZM232 250H234V249H232ZM238 250H240V249H238ZM241 250H242V249H241ZM27 251H28V250H27ZM76 251H78V250H76ZM177 251H178V250H177ZM185 251H186V250H185ZM187 251H186V252H187ZM192 251H193V250H192ZM197 251H198V250H197ZM204 251H205V250H204ZM206 251H207V250H206ZM221 251H223V250H221ZM247 251H249V250H247ZM9 252H10V251H9ZM15 252H16V251H15ZM29 252H30V251H29ZM161 252H162V249H161ZM161 252H160V253H161ZM163 252H164V251H163ZM175 252H176V251H175ZM175 252H174V253H175ZM201 252H202V251H201ZM223 252H224V251H223ZM37 253H38V252H37ZM41 253H43V252H41ZM70 253H72V252H70ZM143 253H144V252H143ZM164 253H167V252L165 251ZM193 253H195V251H194ZM199 253H200V252H199ZM199 253H198V254H199ZM206 253H207V252H205V254H206ZM231 253H232V251H231ZM231 253H229V255H231ZM242 253H243V252H242ZM10 254H11V253H10ZM25 254H26V253H25ZM152 254L154 255L155 252H153ZM177 254H178V253H177ZM184 254H185V252H184ZM238 254H239V253H238ZM20 255H21V254H20ZM30 255H31V254H30ZM38 255H39V254H38ZM43 255H44V254H43ZM45 255H46V252H45ZM51 255H52V254H51ZM98 255H99V254H98ZM171 255H172V253H171ZM209 255H210V254H209ZM212 255H213V254H212ZM246 255H247V254H246ZM248 255H249V254H248ZM26 256H27V255H26ZM73 256H74V255H73ZM195 256H196V255H195ZM213 256H215V255H213ZM232 256H233V255H232ZM20 257H21V256H20ZM31 257H33V256H31ZM79 257H80V256H79ZM79 257H77V259H78ZM106 257H107V256H106ZM106 257L103 256V258H106ZM161 257H162V256H161ZM163 257H165V256H163ZM163 257H162V258H163ZM168 257H169V256H168ZM173 257H174V256H173ZM177 257H178V256H177ZM184 257H186V256H184ZM203 257H204V256H203ZM203 257H202V258H203ZM3 258H4V257H3ZM11 258H12V257H11ZM141 258H142V256H141ZM155 258H156V257H155ZM171 258H172V257H171ZM174 258H175V257H174ZM180 258H181V254H180ZM232 258H233V257H232ZM232 258H231V259H232ZM249 258H250V257H249ZM13 259H14V258H12L11 260H13ZM35 259H36V258H35ZM156 259H157V258H156ZM160 259H161V258H160ZM168 259H169V258H168ZM252 259H253V258H252ZM11 260H10V262H11V264H13L12 262H13L14 260H13V261H11ZM26 260H27V259H26ZM39 260H40V259H39ZM78 260L80 261V259H78ZM162 260H164V259H162ZM162 260H161V261H162ZM178 260H179V259H178ZM180 260L183 261L182 259H180ZM184 260H185V258H184ZM199 260H200V258H199ZM210 260H212V259H210ZM233 260H234V258H233ZM250 260H251V259H250ZM29 261H30V259H29ZM147 261H148V260H147ZM164 261H165V260H164ZM203 261H204V260H203ZM213 261H214V260H213ZM216 261H217V260H216ZM225 261H226V260H225ZM227 261H229V260H227ZM239 261H240V260H238V259L236 260V262H239ZM245 261H246V259H245ZM254 261H255V260H254ZM38 262H40V261H38ZM43 262H44V260H43ZM137 262H139V260H137ZM144 262H146V261H144ZM149 262H150V261H149ZM149 262H148V263H149ZM151 262H152V261H151ZM158 262H159V261H158ZM165 262H166V261H165ZM186 262H187V261H186ZM204 262H205V261H204ZM217 262H219V260H218ZM220 262H221V261H220ZM223 262H224V261H223ZM229 262H230V261H229ZM249 262H250V261H249ZM255 262H256V261H255ZM46 263H48V260H47ZM46 263H45V264H46ZM140 263H141V262H140ZM159 263H160V262H159ZM159 263H158V264H159ZM190 263H191V261H190ZM205 263H206V262H205ZM207 263H208V261H207ZM234 263H235V261H234ZM234 263H233V264H234ZM246 263H247V262H246ZM262 263H263V262H262ZM2 264H3V263H2ZM29 264H31V263H29ZM81 264H82V263H81ZM142 264H144V263L142 262ZM150 264H152V263H150ZM155 264H156V262H155ZM164 264H165V263H164ZM170 264H171V262H170ZM172 264H173V263H172ZM194 264H195V263H194ZM210 264H211V263H210ZM221 264H223V263H221ZM225 264H226V263H225ZM230 264H231V263H230ZM236 264H237V263H236ZM238 264H241V261H240ZM251 264H252V263H251Z\"/></svg>",
	"mask_w": 264,
	"mask_h": 264
}]
</instances>
